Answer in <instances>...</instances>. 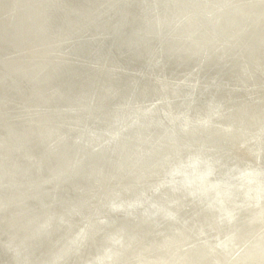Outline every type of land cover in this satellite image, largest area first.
<instances>
[{
    "label": "rangeland",
    "instance_id": "obj_1",
    "mask_svg": "<svg viewBox=\"0 0 264 264\" xmlns=\"http://www.w3.org/2000/svg\"><path fill=\"white\" fill-rule=\"evenodd\" d=\"M18 1V0H17ZM26 1V2H25ZM31 2L28 3L27 0H19L18 2H21L24 9L27 11L28 8H30V4L34 3V2H41L42 0H30ZM34 1V2H33ZM54 1V0H53ZM52 0H48L45 1L46 3L48 2H53ZM161 1V0H160ZM262 1V2H261ZM245 2H248V0H246ZM249 2H253V0H249ZM144 3V4H143ZM142 3V5H138V7L136 6V2L135 4L132 6L133 8V12L132 14L136 15L138 18L143 15L146 16L148 14V9L145 1ZM254 4L250 5L251 6V17L252 18H256L254 21L252 20V18L250 17V21L249 24H258L261 23L262 24V30L261 31V37L262 40H260L262 42L261 45L259 46H263L262 48H260L258 51H254L253 55L251 52V56L249 52H246V56L245 58H233L230 57L231 55V50H225V54H224V50L226 49L227 44H225V42L217 45L214 49H213V53L215 55L209 56L212 57V59L210 58H205L203 53L192 57L190 59H185V61H179V59H175L174 57L171 58V56L169 57L168 55H164L165 52L162 50V48H159V45L157 46L158 43L154 42L153 39H151L149 42V47H143L144 51V55H136L134 50L132 51V49L130 48H126V45L124 47H122V49L120 48V46L118 48H114L113 46H110L107 51L104 49H98L96 51L94 50H89L88 53H84V52H80L81 54L77 53L74 51V46L80 41L82 42L84 39L86 41H90V49H93V47H95L96 45H100V42H104V36L99 35L97 32H85V38L83 37L80 41L74 42V39L72 38L71 40H56L54 39V37L56 36L53 35L52 37H47V34H49L48 32L52 33L54 31H56L57 26L53 27V26H49L46 27V22L45 23V27L47 29L48 32H44V30H42V33L38 34L37 37H41L40 39L43 41L42 44L36 45L35 43L30 42V46L27 45L26 43L24 44V46H21L19 48H17V46L14 48L12 47L10 49V47L8 48H1L0 50L2 51V53H0V63H4V62H8L9 64L3 65V67H0V72H5L4 74L2 73L0 75V80H5V79H9L10 77L13 78H18V74L21 73L23 74L22 77V81L23 83H25L24 85H27L28 82H31L33 79L38 78L39 80H44L47 79L51 76V74L53 73L52 70H43V68L45 67L47 61H48V57L49 56H44L43 54L46 53L47 55H50L52 57V59L55 61H57V63L62 59V58H66L68 61L73 62L76 65L79 66H84L86 68L85 73L87 74V71L89 73L94 74L95 71H97L98 73L101 72V76L102 77H106L102 80H104V83H100V81H98L99 79H96V77L98 78V74L95 75V80H94V88L97 89L98 92V96L95 97V99L99 98L97 101L92 102L87 100V101H83L79 104V102L77 103V101L75 102L74 105H72L70 108H66L65 104H61L60 108L58 109L57 114H55L56 116L54 117V119L51 122H48L51 119V114L53 115V112L56 108L54 107L56 104L54 103V101H58V96H53L48 94V92H46V95L44 98H42L40 101L41 102H33L36 103L34 104V107L32 106L33 104L29 103L32 102L31 100H27L25 101V97L26 95L24 94V96L22 98L16 97L14 96V94H11L12 92H4V94H2L4 98L3 101H0V133L4 134L7 133L9 131V129L7 128V126H5V124H9V121H11V117L13 115V117L16 120V124L17 125H22L23 129L16 131L14 134H10L9 132L7 134H10V138L7 136V138H2L0 137V149L2 152H0V176L2 178H0V185L3 186L0 188V190L2 191H10L9 193L12 195H8V197L6 198L7 200L4 201H0V210L2 209V211L4 209L7 210V212H5L3 215H5L6 218H1L4 220L0 219V224L2 223V221H4L1 225H0V245L2 244V242H7V238L8 235L11 236L12 233H14L12 230L13 226L12 224L15 221H18L21 223V225L23 226H27L28 223H30V220L27 219L26 217L23 218V222H21L20 218L22 217V213L24 212V210H26L28 208V206L26 205V201L28 200V198H32L34 195L37 196V193L39 194L41 191H44L43 187L46 188V186L51 185L50 188H54L55 190H51V191H55V192H60L61 190L65 193L63 194V196H65V198H67L68 201H70L69 199H71L72 196V192H71V188L72 191H77L80 190L82 188V186H76L73 185L70 188L64 185L63 181H65L66 179H68V177L70 178V176L73 177V174L76 172V170L82 166V164L85 162V160L91 156H93L98 150H100L101 148L106 147L108 144H112L119 136H121V140L130 137L133 138L131 146L127 149V147L124 149L122 148V146L119 144L120 142H118L117 147L116 148V154L118 156V158H116L111 164V168L107 174H102L101 175V171H99L98 167H94L90 170V172L88 173V177L89 180L87 179L86 184H87V188L85 189L84 193L87 195L86 197H84L85 199L87 198L86 204L84 209L82 211H78V212H74L72 214V212H59V211H53V215L54 216L53 219L50 218L49 216H46L47 214L44 212L41 216H43V219H41L42 217L40 216L38 219L40 220L36 225H34L35 227H33V231L35 230V232H32L31 235L30 234H22L21 237H19L22 241L21 242H17L15 241V239L13 241L9 242L10 246H14V247H20L17 250L24 252L23 256H19V260L17 261V263H15L14 261H12L10 258V261L5 259L6 257H1L3 259H0V264H169V262H171L170 264H180V263H184V264H194V262L196 263H201V264H264V136H259L258 134L260 133V131L263 129L264 130V73L262 71H264V0H255V2H253ZM103 4V5H102ZM99 7H102L105 5V3H102ZM261 4V5H260ZM247 5V4H246ZM254 5V6H253ZM137 8H136V7ZM139 7H141L139 9ZM143 7V8H142ZM249 7V6H247ZM254 7V8H253ZM239 9V8H237ZM141 10V11H139ZM145 10V11H143ZM253 10H255L253 13ZM137 11V12H136ZM143 14H142V13ZM259 12V13H258ZM147 13V14H146ZM141 14V15H140ZM146 14V15H145ZM256 15H258L256 17ZM8 18H10L8 16ZM12 18V16H11ZM46 21H48L46 19ZM261 21V22H260ZM96 22H93V24H95ZM94 26H89L88 29H92ZM55 28V29H54ZM51 29V30H50ZM54 30V31H53ZM58 34V33H57ZM103 35V33H101ZM263 34V35H262ZM46 35V36H45ZM89 35V36H88ZM93 36V37H91ZM97 36V37H96ZM91 37V38H88ZM94 38V40H93ZM77 39H79L77 37ZM55 40V41H54ZM102 40V41H101ZM153 40V41H152ZM59 41V42H58ZM98 41V42H96ZM107 41V40H106ZM104 42V44H106L107 42ZM58 42V43H57ZM68 42V43H67ZM75 43V45H74ZM154 46H153V45ZM225 44V45H223ZM67 45V46H66ZM69 45V46H68ZM94 45V46H93ZM199 45V46H198ZM197 46L195 45L194 49L200 50L201 48H196V47H203L205 44H198ZM201 45V46H200ZM224 48H223V46ZM34 46V47H33ZM39 46V47H37ZM222 46V47H221ZM70 47V48H69ZM72 47V48H71ZM17 48V50H15ZM33 48V49H32ZM69 48V49H68ZM120 48V49H119ZM150 48V49H149ZM158 48V49H157ZM218 48V50H216ZM4 49V50H3ZM9 49V50H8ZM15 51H14V50ZM150 51H149V50ZM156 49V50H155ZM26 50V51H24ZM69 50V51H68ZM73 50V52H72ZM155 50V51H153ZM158 50L160 51V53L158 52ZM209 50V49H207ZM223 50V51H221ZM4 51V52H3ZM6 51V52H5ZM16 53V55L13 52ZM35 51V52H34ZM68 51V52H67ZM95 53H94V52ZM99 51V52H98ZM105 51V52H104ZM153 51V52H152ZM210 51V50H209ZM228 51V52H227ZM20 52V53H19ZM22 52V54H21ZM35 54H34V53ZM49 52V53H48ZM66 54H65V53ZM71 52V53H70ZM110 52V53H109ZM131 52V54H130ZM212 52V51H210ZM215 52V53H214ZM226 55V57L223 59V56H219L221 54L218 55V53H221ZM6 53V54H5ZM11 53H13V57L11 55H9ZM26 53V54H25ZM33 53V54H32ZM39 55H38V54ZM84 53V54H83ZM95 55H94V54ZM104 53V56H103ZM106 53V55H105ZM127 53V54H126ZM154 53V54H153ZM258 53V54H256ZM5 54V55H3ZM19 54V56H18ZM27 54L29 55L27 57ZM70 54V55H68ZM89 54V55H88ZM120 54V55H119ZM136 56H135V55ZM150 54V55H149ZM152 54V57H151ZM161 54V55H160ZM163 54V55H162ZM249 54V55H248ZM263 57H261L260 56ZM26 55V56H25ZM32 55V58H30V56ZM74 55V56H73ZM78 55V56H77ZM84 55V56H83ZM102 55V57H101ZM110 55V56H109ZM158 55V56H157ZM230 55V56H229ZM5 56V57H4ZM21 56L23 57V59H25L23 61V59L21 58ZM36 56V57H35ZM40 56V57H39ZM54 56V57H53ZM69 56H71L69 58ZM93 56V57H92ZM97 56V57H95ZM106 56V58H104ZM125 56V57H124ZM135 58H134V57ZM144 56V57H143ZM159 56H162L159 58ZM166 56V57H165ZM229 56V57H228ZM255 56V58H254ZM260 56V57H259ZM4 57V58H3ZM8 57V59H7ZM11 57V58H9ZM20 57V58H19ZM34 57V58H33ZM39 57V58H38ZM46 59H45V58ZM79 57V58H78ZM91 57V58H90ZM112 57V58H111ZM121 57V58H120ZM150 57V58H149ZM204 57V58H203ZM214 57V58H213ZM218 57V58H217ZM249 57V59H247ZM252 57V58H251ZM259 60H257V58ZM15 58V59H14ZM19 58V59H17ZM37 60H36V59ZM44 58V59H43ZM60 58V59H59ZM95 58L97 61H95ZM101 58V60H100ZM163 58V59H162ZM166 60H165V59ZM202 58V59H201ZM222 58V59H221ZM4 59V60H3ZM6 59V60H5ZM43 59V61H42ZM71 59V60H70ZM79 59V61L77 60ZM83 62H82V60ZM88 59V60H86ZM91 61H90V60ZM169 62L166 63V61ZM194 59V60H193ZM207 59V60H206ZM209 59V60H208ZM216 59V61H215ZM217 59H220V61ZM231 59V60H230ZM250 59H252L253 61H251ZM32 60L34 63H36V65H34L33 67H29V62ZM75 60V61H74ZM176 60V61H175ZM197 60V61H196ZM201 60V61H199ZM211 60V61H210ZM235 60V61H234ZM263 60V62L261 61ZM85 61V63H84ZM89 61L91 63H89ZM95 61V62H94ZM174 61V62H173ZM194 61V62H193ZM209 61V63H208ZM216 64H214L215 62ZM234 63H233V62ZM239 61V62H236ZM242 61V64H241ZM249 61V62H248ZM257 61V62H256ZM79 62V64H77ZM93 62V63H92ZM159 62V63H158ZM178 62V63H177ZM187 62V63H186ZM193 64H192V63ZM195 62H197L195 64ZM200 66H199V64ZM201 62V63H200ZM211 62V63H210ZM214 62V63H213ZM220 62V64L218 63ZM222 62V63H221ZM247 62V63H246ZM255 64H253V63ZM2 63V64H3ZM12 63V64H11ZM16 63V64H15ZM148 63V64H147ZM174 63V64H173ZM186 63V65H184ZM204 63V64H203ZM213 63V64H212ZM224 63V65H223ZM251 63V64H250ZM258 63V64H257ZM26 64V65H25ZM176 64H178L176 66ZM195 64V65H194ZM207 64V65H206ZM233 64V65H232ZM238 64V66H237ZM240 64L242 66H240ZM260 64V65H259ZM9 65V66H8ZM23 65V66H22ZM42 65V67H41ZM92 65V66H91ZM94 65V66H93ZM139 65V66H138ZM146 65V66H145ZM159 65V66H158ZM165 65V66H164ZM167 65V66H166ZM172 65V66H171ZM175 65V66H174ZM190 65V66H189ZM193 65V66H192ZM202 65V67H201ZM206 65V66H204ZM216 65V67H215ZM219 65V66H218ZM232 65V66H231ZM249 65V66H248ZM262 65V67H261ZM6 66V69L5 67ZM22 66V67H21ZM105 66V67H104ZM186 66V68L184 67ZM196 66V68L194 67ZM208 66V68H207ZM210 66V67H209ZM225 66V67H224ZM235 66V67H234ZM248 68H246V67ZM255 66V67H254ZM262 68L260 70V68ZM9 67V68H8ZM25 67V68H24ZM151 67V68H150ZM174 70H173V68ZM179 67V68H178ZM198 67V68H197ZM201 67V68H199ZM206 67V68H205ZM228 69L231 68V69ZM240 67V68H239ZM242 67V69H241ZM21 68V69H20ZM23 68V69H22ZM28 68H30L28 70ZM92 68V69H91ZM94 68V70H93ZM140 68V70H139ZM144 71V73L142 72V70ZM144 68V69H143ZM193 68V69H192ZM212 71H211V69ZM216 68V69H214ZM233 68V69H232ZM235 68V69H234ZM246 68V69H245ZM258 68V69H257ZM2 69V70H1ZM38 69L41 70L38 71ZM90 69V70H89ZM102 69V70H101ZM162 69V70H161ZM179 69V70H178ZM197 69V70H196ZM214 69V70H213ZM241 69V71H240ZM252 69V70H251ZM254 69V70H253ZM19 73H18V71ZM22 70V71H21ZM24 70V71H23ZM132 70V71H131ZM171 70V71H170ZM181 70V71H180ZM195 70V71H194ZM201 72H200V71ZM210 70V71H209ZM219 70V75H218V71ZM222 70V71H220ZM236 70V72L234 71ZM45 71V72H44ZM174 71V74H173ZM183 71V73L180 72ZM192 71V72H191ZM197 71V72H196ZM199 71V72H198ZM208 71V72H207ZM243 71V72H242ZM248 71V72H247ZM261 71V72H260ZM8 72V73H7ZM16 74H15V73ZM25 72V73H24ZM32 72V74H31ZM47 72V73H46ZM51 72V74H49ZM139 72V73H138ZM142 72V73H141ZM146 72V73H145ZM157 72V73H156ZM189 72V73H188ZM204 72V73H203ZM222 72V73H221ZM229 72V73H228ZM234 72V73H233ZM242 72V73H240ZM13 73V76H12ZM28 75H27V74ZM37 73V75L35 74ZM45 73V74H43ZM88 73V74H89ZM136 73V75H135ZM191 73V74H190ZM202 73V74H201ZM206 73V74H205ZM210 75H208V74ZM212 73V74H211ZM224 73V74H223ZM226 73V74H225ZM238 75H236V74ZM252 73V74H249ZM10 74V76H6ZM40 74V75H39ZM87 74V75H88ZM114 74V75H113ZM139 74V76H138ZM180 74V75H179ZM196 74V75H195ZM205 74V76H204ZM215 75V76H211V75ZM217 74V75H216ZM234 74V76H233ZM249 74V75H248ZM256 74L258 76H256ZM261 74V75H260ZM17 75V77H16ZM25 75V76H24ZM33 75V76H32ZM141 75V76H140ZM152 75V76H151ZM171 75V76H170ZM200 75V78H199ZM223 75V76H222ZM225 75V76H224ZM244 77H243V76ZM260 75V76H259ZM15 76V77H14ZM27 76H28V80H27ZM44 76V77H43ZM133 78H132V77ZM138 76V77H137ZM146 76V77H145ZM186 76V77H185ZM195 76V77H194ZM220 76V77H219ZM236 76V77H235ZM251 76V77H250ZM30 77V79H29ZM92 77V76H91ZM140 77V78H139ZM163 77V78H162ZM179 77V79H178ZM224 77V78H223ZM250 77V78H249ZM261 77V78H260ZM4 78V79H3ZM89 78V77H88ZM93 78V77H92ZM118 78V79H116ZM122 78V79H121ZM136 78H138L139 80H137ZM160 78V79H158ZM167 78V79H166ZM184 78V79H183ZM210 78V80H209ZM215 78V80H214ZM217 78V79H216ZM220 78V79H219ZM239 78V79H238ZM246 78V79H245ZM37 79V80H38ZM116 79V80H115ZM163 79V80H162ZM172 79V80H171ZM178 79V80H177ZM208 79V80H207ZM223 79V80H221ZM237 79V80H236ZM245 79V80H244ZM249 81H248V80ZM256 79V80H255ZM261 79V81H260ZM6 80V81H7ZM121 80V81H120ZM137 80V81H136ZM144 80V81H143ZM168 80V81H167ZM169 80L171 82H169ZM177 80V81H176ZM192 80V81H191ZM214 80V81H213ZM226 80V81H224ZM236 80V83H235ZM255 80V81H254ZM4 81V82H6ZM93 81V79H92ZM96 81V82H95ZM128 81V82H127ZM135 81V82H134ZM139 81V82H138ZM143 81V82H142ZM196 81V82H195ZM201 81V82H200ZM216 81V83H215ZM221 81V83H220ZM224 81V82H223ZM238 81V82H237ZM244 84H243V82ZM248 81V82H246ZM252 85H251V83ZM260 81V83H259ZM18 83V86L22 83ZM112 83V90L111 88H109L108 85H105V83ZM138 82V83H137ZM213 83L214 86H212L211 84ZM226 82V84H225ZM228 82V83H227ZM235 84H234V83ZM255 84H254V83ZM116 83V84H115ZM125 83V84H124ZM141 83V84H140ZM169 83V84H168ZM205 83V84H204ZM218 83V85H217ZM241 83V84H240ZM259 83V84H258ZM47 84V83H46ZM122 84V85H121ZM130 84V85H129ZM132 84V85H131ZM135 84V85H134ZM139 84V85H138ZM192 84V85H191ZM198 84V85H197ZM240 84V85H239ZM252 86H250V85ZM257 84V85H256ZM261 84V86H260ZM23 85V84H22ZM96 85V86H95ZM101 85V86H100ZM104 85V86H103ZM119 85V86H118ZM125 85V86H124ZM134 85V86H133ZM184 85V86H183ZM216 85V86H215ZM232 85V86H230ZM234 85V88H233ZM249 87H248V86ZM256 85V86H255ZM100 86V87H99ZM137 86V87H136ZM147 86V87H146ZM230 86V88L228 87ZM237 88H236V87ZM243 86V87H241ZM132 87V88H131ZM201 87V88H200ZM203 87V88H202ZM205 87V88H204ZM211 87V88H210ZM214 89H213V88ZM218 87V89L215 91V89ZM224 87V88H222ZM228 87V88H227ZM246 87L248 89H246ZM262 89H261V88ZM100 88V89H99ZM105 88V89H104ZM109 92H108V90ZM156 88V89H155ZM252 88V89H251ZM253 88H254V92H253ZM21 89V87H20ZM92 89V88H91ZM103 89V90H102ZM119 89V90H118ZM129 89V90H128ZM134 89V90H133ZM136 89V90H135ZM201 89V90H200ZM210 91L208 92L207 91ZM224 89V90H223ZM239 89V90H238ZM258 89L256 92L255 90ZM102 92L100 93L99 91ZM121 90V91H120ZM128 90V92H127ZM166 90V91H165ZM170 90V91H169ZM179 90V91H178ZM204 93H203V91ZM214 92H212V91ZM223 90V92L221 91ZM227 90H228V94H230L229 97L227 94ZM232 90V92L230 91ZM235 92H234V91ZM238 90V91H237ZM262 90V91H261ZM25 91V89H24ZM118 91V92H116ZM133 91V92H132ZM136 91V92H135ZM157 91V92H156ZM165 91V92H164ZM168 91V92H167ZM199 91V92H198ZM202 91V92H201ZM30 92V91H29ZM104 92V93H103ZM123 92V93H121ZM135 92V93H134ZM192 92V93H191ZM195 92V94H194ZM212 92V93H211ZM216 92V93H215ZM223 94H221V93ZM226 92V93H225ZM231 92V93H230ZM260 92V94H259ZM9 93V95H8ZM115 93V94H114ZM121 93V94H120ZM133 93V94H132ZM169 93V94H168ZM192 95H191V94ZM198 93H200L198 95ZM235 93V94H234ZM242 93V94H241ZM22 94V93H21ZM127 94V96L125 95ZM154 94V95H153ZM158 94V95H157ZM208 94V95H207ZM216 94V95H215ZM218 94L219 96L222 98H218ZM234 94V95H233ZM12 95V96H11ZM104 95V97H103ZM108 95V96H107ZM125 95V96H124ZM132 95V97H131ZM146 97H145V96ZM167 95V96H166ZM170 95L172 97H170ZM181 95V96H180ZM189 95V96H188ZM207 96L206 98L204 97ZM244 95V96H243ZM250 95V96H249ZM255 95V96H254ZM262 95V96H261ZM9 96V97H7ZM11 96V97H10ZM101 96V97H100ZM107 96V97H106ZM117 96V97H116ZM136 96V98H135ZM192 96V98H191ZM195 96V97H194ZM201 96H203L201 99ZM213 96V99L211 98ZM215 96V97H214ZM224 96V97H223ZM234 96V97H233ZM236 96V97H235ZM54 97V99H53ZM106 97V98H105ZM120 97V98H118ZM170 97V98H169ZM187 97H189V99H186ZM256 97V98H255ZM258 97V98H257ZM11 98V99H10ZM14 98V99H13ZM18 98V99H17ZM49 98V99H48ZM51 98V99H50ZM185 98V99H184ZM201 99V103L200 99ZM226 98V99H225ZM230 98V99H229ZM238 98V99H237ZM255 98V99H254ZM10 99V100H9ZM17 99V102L16 100ZM24 99V100H23ZM48 99V100H47ZM107 99V100H104ZM112 99V101H111ZM131 99V100H130ZM150 99V100H149ZM172 99V100H171ZM177 99V101H176ZM179 99V100H178ZM194 99V102H193ZM199 99V100H198ZM206 99V100H205ZM219 99V100H218ZM225 99V101H224ZM262 102H261V100ZM20 100V102H19ZM46 100V102H45ZM100 100V101H99ZM115 100V101H114ZM130 100V101H129ZM146 100V101H145ZM148 100V101H147ZM155 100V101H154ZM186 100V102L184 101ZM198 100V101H197ZM203 100V101H202ZM215 100V101H214ZM219 102H218V101ZM223 100V101H222ZM232 100V101H230ZM7 101V102H6ZM104 101H110L109 103L106 104V108L101 110V106H103L102 102ZM153 101V102H152ZM175 101V105H173L172 103H174ZM184 103H183V102ZM214 101V102H213ZM232 102L233 104L229 103ZM6 102V104H5ZM88 102V103H87ZM100 102V103H98ZM196 102V103H195ZM205 102V103H204ZM208 102V103H207ZM225 102V103H223ZM247 102V103H246ZM15 104V105H12ZM27 103V104H26ZM38 103V104H37ZM95 103V105H94ZM199 103V105H198ZM221 103V104H220ZM237 103V104H236ZM10 104V105H9ZM18 104V105H17ZM25 104V105H24ZM30 104V105H29ZM40 104V105H39ZM52 104V105H51ZM85 104V105H84ZM116 104V105H115ZM167 104V105H166ZM176 104H180V105H176ZM208 104V105H207ZM228 104V105H227ZM6 105V106H5ZM9 105V106H8ZM12 105V106H11ZM28 105V106H27ZM37 105V106H36ZM89 105H91L89 107ZM129 105V106H128ZM151 105V106H150ZM165 105V106H164ZM194 105V106H193ZM207 105V106H206ZM220 105V106H219ZM232 105V108L230 107ZM236 105V106H235ZM75 106V107H74ZM79 106V107H78ZM100 106V107H99ZM120 106V107H119ZM169 106V107H168ZM176 106V107H175ZM178 106V107H177ZM180 106V107H179ZM202 106V107H201ZM226 106V108H225ZM228 106V107H227ZM14 107V108H13ZM52 107V108H50ZM114 107V108H112ZM160 107V108H159ZM168 109H167V108ZM175 107V111L174 108ZM193 107V108H192ZM198 107V108H197ZM209 109H208V108ZM223 109H222V108ZM21 108V109H19ZM54 108V109H53ZM65 108V112L67 110V112H62ZM73 108V109H72ZM82 108V109H81ZM85 108V109H84ZM100 109L101 111H103V113L98 110ZM117 108V111H116ZM129 108V109H128ZM170 108V109H169ZM228 108V110H227ZM238 108V109H237ZM256 108V109H255ZM7 109V110H6ZM38 109V110H37ZM69 109V111H68ZM71 109V110H70ZM81 111H80V110ZM120 109V110H119ZM136 109V110H135ZM186 109H189V111ZM195 109V110H194ZM202 109V110H200ZM232 109V110H231ZM235 109V110H234ZM250 109V110H249ZM51 110V112H50ZM59 110H61L59 112ZM74 110V113H73ZM91 110V111H90ZM98 110V111H97ZM108 110V111H107ZM112 110H114V112H112ZM138 110V111H137ZM172 112H169V111ZM178 110V111H177ZM185 110V111H184ZM197 110V111H196ZM234 110V111H233ZM252 110V111H251ZM39 111V112H38ZM42 111V112H40ZM105 111V113H104ZM107 111V112H106ZM140 111V112H139ZM158 111V112H157ZM160 111V113H159ZM164 111V112H163ZM166 111V112H165ZM207 111V112H206ZM210 111V112H209ZM232 111V112H231ZM238 111V112H237ZM255 111V113H253ZM259 111V112H256ZM7 112V113H6ZM10 112V114H9ZM15 112V114H14ZM45 112V113H44ZM62 112V114H60ZM71 112V113H69ZM80 112V114H79ZM83 115H82V113ZM85 112V113H84ZM97 112V113H96ZM101 112V113H99ZM109 112V113H108ZM119 112V113H118ZM126 112L132 113L131 118L130 119H124V121H120L119 118H122V114H125ZM138 112V113H137ZM146 112V113H145ZM149 112V113H148ZM173 112H179V113H173ZM189 112V113H187ZM236 112V113H235ZM242 112V113H241ZM262 112V113H261ZM13 113V114H12ZM29 113V114H28ZM42 113V114H41ZM50 113V114H49ZM68 113V114H67ZM77 113V115L75 114ZM89 113V114H88ZM96 113V114H95ZM113 113V114H112ZM115 113V114H114ZM119 114V117L117 116ZM148 113V114H147ZM154 113V114H153ZM181 113V114H180ZM194 113V114H193ZM230 113V114H229ZM233 113V114H232ZM240 113V114H239ZM252 115H250V114ZM74 116L72 117L71 115ZM79 114V115H78ZM100 116H99V115ZM106 114V115H104ZM108 114V115H107ZM139 114V115H138ZM141 114V116H140ZM170 114V115H169ZM173 114V115H172ZM174 114H176L177 116H175ZM225 114H227L225 116ZM235 114V115H234ZM240 116H239V115ZM259 116H258V115ZM9 115V116H8ZM33 115H37V117H39V119L37 118L36 122H30L28 124V122L33 119L32 117H35ZM44 115V116H43ZM47 115V116H46ZM62 115V116H60ZM66 115V116H65ZM85 115V116H84ZM89 115V116H88ZM98 115V116H96ZM104 115V116H102ZM112 117H111V116ZM146 115V116H145ZM148 115V116H147ZM164 117H163V116ZM167 115V116H166ZM174 117V120L172 118H170V116ZM230 115V116H229ZM3 116V117H2ZM50 116V118H49ZM68 118H65L67 117ZM77 116V117H76ZM85 118H83V117ZM109 116V118H108ZM116 116V117H114ZM209 116V117H208ZM242 116V117H241ZM27 117V118H26ZM58 117V118H57ZM80 117V118H79ZM87 117V118H86ZM93 117V118H92ZM103 117V118H102ZM141 117H146L145 123L147 125L146 122H148L149 126H156L159 124V121L162 125H166L168 124V122H173V121H178L181 123L180 124V129L178 131H184L185 129L188 128H193V129H198V130H204L208 131V134H210V136H221L220 134H223L222 136H224L225 132H227V130L229 131V129H232L237 135L238 137H236L234 140L236 141H231L228 145H227V152L225 153V151H221L224 152L225 154L223 155L222 161L220 160V163L215 162L216 164L212 163L213 162V158H212V153L213 149L210 148V146L203 144L202 146L199 145V150H197V147L194 148H188L187 150L184 147V145H180V146H176L175 149H173V145L167 144L166 147L167 149L170 148L171 150H167L166 148L163 150V152L159 151L157 153L158 157L160 158H155L157 157L155 156H151L150 158H152L150 162H144V158H142V152H145V149L147 152H151V149H147L144 148L143 146H140L139 143H141L139 140L140 137H142V135L139 134H134V135H124L122 134V132L128 128L132 127L134 130L132 131L133 133L135 132V130L137 128H140L141 126L139 124L136 125V122H138V120H140ZM166 117V118H165ZM238 117V118H237ZM255 117V118H254ZM261 117V118H260ZM5 118V119H4ZM10 118V119H9ZM21 118V119H19ZM42 118V119H40ZM46 118V120H45ZM48 118V119H47ZM62 118V119H61ZM88 118L89 119V123L88 122ZM96 118V119H95ZM100 118V119H99ZM108 118V120H107ZM153 120H151V119ZM176 118V119H175ZM179 118V119H178ZM197 118V119H196ZM234 118V119H233ZM237 118V119H236ZM57 119V120H55ZM63 119L65 121H63ZM69 119V120H68ZM87 119V120H86ZM95 119V120H93ZM103 119V120H101ZM110 119V120H109ZM114 119V120H113ZM162 119V120H161ZM169 119V121H168ZM189 119V122H188ZM224 119V120H223ZM228 121H227V120ZM243 119V121H242ZM250 119V120H248ZM5 120V121H4ZM20 123H19V121ZM84 120V121H82ZM99 120H101L99 122ZM107 120V121H106ZM118 120V121H117ZM192 120V121H191ZM237 120V121H234ZM252 120V121H251ZM261 120V121H260ZM8 121V122H7ZM39 121V123H38ZM79 123H78V122ZM82 121V122H81ZM93 121V122H92ZM97 121V122H95ZM104 121V123H103ZM110 121V123L108 122ZM151 121V123H149ZM200 121V122H199ZM227 121V122H226ZM245 121V122H244ZM251 121V122H250ZM3 122H5V124H3ZM18 122V123H17ZM23 122V123H22ZM42 122V123H41ZM75 122V123H74ZM84 122V123H83ZM90 124L88 126V123ZM108 122V123H107ZM112 122V124H111ZM135 122V123H134ZM156 122V123H154ZM222 122V123H221ZM224 122V123H223ZM234 122V123H233ZM236 122V123H235ZM239 122H241V124H238ZM248 122V123H247ZM48 123V124H47ZM52 123V124H51ZM72 123V124H71ZM74 123V124H73ZM103 123V125H102ZM124 123V124H123ZM127 123V124H126ZM154 123V124H153ZM165 123V124H164ZM192 123V124H191ZM196 123V124H195ZM198 123V124H197ZM206 123V124H205ZM210 123V124H209ZM231 123L233 125H231ZM14 124V123H13ZM25 124V125H24ZM36 124V125H34ZM51 124V126H50ZM70 124V126H69ZM80 124V125H77ZM94 124V125H93ZM96 124V125H95ZM101 124V125H100ZM106 124V126H105ZM127 126H126V125ZM130 124V125H129ZM188 124V125H187ZM201 124V125H200ZM230 124V126H229ZM244 124V127H243ZM4 125V126H3ZM11 125V124H9ZM67 125V126H65ZM109 125V126H108ZM121 125V127H120ZM184 125V126H183ZM190 125V126H189ZM194 125V126H193ZM197 125V126H196ZM203 125V126H202ZM205 125V127H204ZM249 125V126H248ZM43 126V128H42ZM88 126V127H87ZM91 126V127H90ZM125 126V128H124ZM202 126V127H201ZM208 126V127H207ZM236 126V128L234 127ZM30 127V128H29ZM70 127V128H69ZM214 127V131L212 134V130ZM240 127V128H239ZM34 128V130L32 129ZM48 128V129H47ZM61 128L63 130H61ZM69 128V129H68ZM96 128V130L94 129ZM98 128V129H97ZM107 128V129H106ZM124 128V129H123ZM202 128V129H201ZM219 128V129H218ZM221 128V129H220ZM227 128V129H225ZM244 128V129H243ZM8 129V130H7ZM40 129V130H38ZM51 129V130H50ZM71 129V130H70ZM73 129V130H72ZM94 129V130H93ZM211 129V130H210ZM237 129V130H236ZM29 130V131H27ZM37 130V131H36ZM54 130V131H53ZM59 130V131H58ZM65 130V132H64ZM106 130V131H105ZM123 130V131H122ZM82 131V133H81ZM96 131V132H95ZM99 131V132H98ZM121 131V132H120ZM218 131V132H217ZM221 133H220V132ZM259 131V132H258ZM39 132V133H38ZM42 132V133H41ZM57 132V133H56ZM69 132V133H68ZM73 132V133H72ZM85 132V134H84ZM98 132V133H97ZM21 135H20V134ZM38 133V134H37ZM45 133V135H44ZM54 135H52V134ZM61 133V134H60ZM80 133V135H79ZM88 133V135L86 136V134ZM120 133V135H119ZM130 133V134H133ZM264 133V132H263ZM18 134V135H17ZM30 134V136H29ZM32 134V135H31ZM64 134V136H63ZM99 134H102V136H100ZM109 137L106 138V136ZM118 134V135H117ZM218 134V135H217ZM13 135V136H12ZM16 137H15V136ZM24 135V136H22ZM28 138H27V136ZM37 135V136H35ZM43 137H42V136ZM51 135V136H50ZM82 135V137H81ZM91 135V138H90ZM93 135V136H92ZM106 135V136H105ZM18 136V137H17ZM33 136V137H32ZM39 136V137H38ZM75 136V139H74ZM77 136V137H76ZM255 136V137H254ZM259 136V139H257ZM42 137V138H40ZM61 137V138H59ZM63 137V138H62ZM69 137V138H68ZM80 137V138H78ZM96 137V138H95ZM135 137V138H134ZM254 137V138H253ZM15 138V139H13ZM18 138V139H16ZM22 138V139H20ZM37 138V139H36ZM57 138V139H56ZM71 138V140H70ZM84 138H86L84 140ZM90 138V139H87ZM112 140H110V139ZM130 138L128 140H130ZM138 140H137V139ZM3 139V140H2ZM25 139L27 141H25ZM32 141H31V140ZM36 141H35V140ZM39 139V140H38ZM43 139V140H42ZM65 139H67L66 141L68 142V144H66ZM104 139V140H103ZM106 139V141H105ZM239 139V140H238ZM253 139V140H252ZM8 140V141H7ZM17 140V143L15 142ZM29 140V141H28ZM38 140V141H37ZM41 140V141H40ZM73 140V141H72ZM81 140L84 141V143L82 144V142H80ZM92 140V141H91ZM95 140V141H94ZM109 142H108V141ZM34 141V142H33ZM45 141V145L44 142ZM64 143H63V142ZM79 141V142H78ZM91 141V143H90ZM102 141V142H101ZM112 141V142H110ZM139 141V142H138ZM13 142V143H12ZM15 142V143H14ZM22 142L24 143L22 146ZM27 142H29V144L32 146H30ZM32 142V143H31ZM42 142V144H41ZM56 142V143H55ZM58 142V143H57ZM78 142V143H77ZM108 142V143H107ZM256 142V143H255ZM10 143V144H9ZM35 143L36 146L38 143V148L40 152V155L36 156V155H32L29 154L28 149L31 148H37V147H33V144ZM48 143V145L46 144ZM52 143V144H51ZM74 143V144H72ZM76 143V144H75ZM81 143V144H80ZM94 143V144H93ZM106 143V145L104 146V144ZM233 143V144H232ZM254 143V144H253ZM51 144V145H50ZM71 144V145H69ZM80 144V145H79ZM90 144V145H89ZM98 144V145H97ZM103 144V145H102ZM137 146H136V145ZM139 144V145H138ZM235 144V145H234ZM249 146H248V145ZM19 145V146H18ZM44 145V146H43ZM58 145V146H57ZM61 145V146H60ZM77 145V146H76ZM95 145V146H94ZM206 145V146H205ZM233 145V147H232ZM252 145V146H251ZM263 145V146H261ZM21 146V148H20ZM66 146V147H64ZM69 146V147H68ZM83 146V147H82ZM86 146V147H85ZM98 146V148H97ZM104 146V147H103ZM136 146V147H135ZM171 146V147H170ZM238 146V147H237ZM10 148V150H8V148ZM20 149H19V148ZM43 147V148H42ZM45 147V148H44ZM51 147V148H50ZM90 147V149H89ZM100 147V148H99ZM121 147V148H120ZM139 147V148H138ZM143 147V148H142ZM208 147V149H207ZM262 147V148H260ZM7 148V149H6ZM15 150H14V149ZM17 148V149H16ZM26 148V149H25ZM37 148V149H38ZM50 148V149H48ZM74 148V149H73ZM85 148V149H83ZM131 148V149H130ZM245 148V149H244ZM3 149V150H2ZM22 149V150H21ZM24 149V150H23ZM46 149V151H45ZM58 149V150H57ZM65 151H64V150ZM81 149V150H80ZM88 149V152H87ZM118 149V150H117ZM141 149V151H140ZM183 149V150H182ZM195 149V150H194ZM204 149V150H203ZM231 149V150H230ZM233 149V150H232ZM247 149V150H246ZM253 151H252V150ZM43 150V151H42ZM52 150V151H51ZM74 150V151H73ZM128 150V151H127ZM136 150H139L138 152H135ZM177 150V156L175 158V152ZM192 150V151H190ZM210 150V152H209ZM236 150V151H235ZM240 150V151H239ZM262 150V151H261ZM20 151V152H18ZM23 151V152H22ZM27 153H26V152ZM45 151V152H44ZM67 151V152H66ZM70 151V152H68ZM92 151V152H91ZM118 151V152H117ZM120 151V152H119ZM123 151V153H122ZM133 151V152H132ZM172 151V152H171ZM185 151V152H183ZM187 151V152H186ZM188 151L189 152V156L191 159L188 158ZM197 151V152H196ZM202 151L203 153L200 154V152ZM238 151V153H237ZM43 152V154H41ZM48 152V153H47ZM51 152V154H50ZM65 152V153H64ZM75 155H73L72 154ZM78 152V153H77ZM85 153V154H81V153ZM90 152V153H89ZM166 152V153H165ZM179 152V153H178ZM194 152V153H193ZM195 152L197 153V155L195 154ZM231 155H230V153ZM248 154H247V153ZM2 153V154H1ZM12 153V154H11ZM14 153V154H13ZM18 153V154H17ZM22 153V154H21ZM53 153V154H52ZM55 153V154H54ZM61 153V155H60ZM71 153V154H70ZM94 153V154H93ZM137 153V154H136ZM163 156H162V154ZM171 153V154H170ZM185 153V154H184ZM6 154V155H5ZM8 154V155H7ZM17 156H16V155ZM21 154V155H20ZM60 155V156H57ZM63 154V155H62ZM68 154V155H67ZM78 154V155H77ZM80 154V155H79ZM88 154V155H87ZM93 154V155H92ZM119 154V155H118ZM166 154V155H165ZM170 154V155H169ZM173 154V155H172ZM180 154V156H179ZM187 154V156H186ZM200 154V155H199ZM202 154H208V156L202 157ZM235 154V155H234ZM240 154V155H239ZM252 156H251V155ZM260 154V155H259ZM14 155H15V159H14ZM25 157H23V156ZM30 155V156H29ZM54 156L57 158V160H55L54 162H56L57 167L55 169H52V171L49 172V174L44 177L46 179V183H45V179L44 178H39L36 176H34V178H29L26 177L24 178V174L26 173V171L28 172V169H32L34 172L38 173L37 171L40 170V166L42 165V161L41 159L44 156ZM66 155V156H65ZM73 155V156H72ZM85 155V156H84ZM91 155V156H90ZM126 155V156H125ZM128 155V157H127ZM132 155V157L130 156ZM136 155H140L137 156L138 158H136ZM185 157H183V156ZM246 155V156H245ZM10 156V157H9ZM19 156V157H18ZM21 156V157H20ZM32 156V157H31ZM41 156V157H40ZM62 156V158H61ZM70 158H68V157ZM79 156V157H78ZM84 156V157H83ZM121 156V158H120ZM123 156H125V158H123ZM134 156V157H133ZM173 156V157H172ZM201 157V158H198ZM233 156V157H232ZM245 156V157H244ZM29 157V158H27ZM36 159L34 160L33 159ZM81 157V158H80ZM83 157V158H82ZM130 157V158H129ZM168 157V158H167ZM182 157V158H181ZM228 157L230 159H228ZM236 157V158H235ZM19 158V160H18ZM23 158V159H22ZM25 158V159H24ZM62 160H60V159ZM72 158V159H71ZM102 158V157H101ZM136 158V159H134ZM174 158V159H172ZM180 158V159H179ZM195 158V159H194ZM200 159H204L207 160L208 162H211L212 164L210 165V163L206 164L204 170H202V174H192L191 178L193 179L194 177H205L204 180L200 183V186L202 188L201 193H199L197 195V193H193L190 189V184L184 182V183H179V179H178V174H173L172 175V171L177 172L178 170L181 171L180 174H184L183 177L185 178L186 181L188 175H185L187 173L186 169L184 166L190 165L189 163H191V165L195 168V165L197 164L198 160ZM243 158V159H242ZM4 159V161H3ZM23 161H20V160ZM27 159V160H26ZM29 159V160H28ZM33 159V161H32ZM67 159V160H65ZM77 159V160H76ZM85 159V160H84ZM122 159V160H121ZM129 159V160H128ZM131 159V160H130ZM165 159V160H164ZM176 159V160H175ZM183 159V160H182ZM189 159V160H188ZM209 159V160H208ZM233 159V160H232ZM7 160V161H5ZM15 162H14V161ZM20 163L17 164L18 161ZM29 162H26V161ZM83 160V161H82ZM126 160V161H125ZM140 160V161H139ZM164 160V161H162ZM175 160V161H173ZM180 160V161H178ZM182 160V161H181ZM229 160V161H228ZM258 160V161H257ZM17 161V162H16ZM62 161V163L60 162ZM72 161V162H71ZM178 161V162H177ZM187 161V162H186ZM236 161V162H235ZM243 161V162H242ZM7 162V163H6ZM12 162V163H11ZM14 162V163H13ZM22 162V163H21ZM31 162V163H30ZM33 162V163H32ZM64 162V163H63ZM69 162V163H68ZM75 162V164H73ZM78 162V163H77ZM82 162V163H80ZM144 164H142V163ZM161 162H163L161 164ZM166 162V164H165ZM172 162L175 163L174 164L170 163L168 164L169 166L167 167V163ZM181 162V163H180ZM186 162V163H185ZM195 162V163H193ZM123 163V164H122ZM129 163V164H128ZM138 163V164H136ZM184 163V164H183ZM224 165H223V164ZM3 164V166H2ZM25 164V166L27 168H25V166H20V165ZM32 164V165H31ZM60 164V165H59ZM115 166H114V165ZM119 164H122L119 165ZM133 164V166L131 165ZM134 164L136 166V168H134ZM148 164V165H147ZM153 164V165H150ZM155 164V165H154ZM165 164V165H164ZM178 164H182V167H179L181 165ZM194 164V165H193ZM229 164V165H228ZM28 165V166H27ZM31 165V166H30ZM35 165V166H34ZM67 165V166H66ZM74 167H73V166ZM117 165V166H116ZM172 165V166H171ZM210 165V166H209ZM10 166V167H9ZM30 166V167H29ZM34 166V168L32 167ZM71 166V167H70ZM113 166V167H112ZM120 168H119V167ZM127 166V167H126ZM152 166V167H151ZM154 166V167H153ZM165 166L166 169L162 170L160 173H158V171H156L158 168ZM174 166V167H173ZM208 166V167H207ZM219 166V167H218ZM15 167V168H14ZM17 167V169H16ZM20 167H21V172L20 171ZM24 170H23V168ZM36 167V168H35ZM64 167V170H63ZM77 167V168H76ZM115 167V168H114ZM126 167V168H125ZM133 167V168H132ZM157 169H156V168ZM192 167V169H194ZM211 167V168H210ZM10 168V169H9ZM13 170H12V169ZM19 168V170H18ZM72 171H71V169ZM74 168V169H73ZM117 168V169H116ZM141 168V169H140ZM155 170H154V169ZM178 168V169H177ZM210 168V170H209ZM229 168V169H228ZM37 169V170H36ZM39 169V170H38ZM67 169V170H66ZM96 169L98 171H96ZM115 169V170H113ZM121 169V170H120ZM123 169V170H122ZM137 169V170H136ZM140 169V170H139ZM149 169V170H148ZM170 169V170H169ZM174 169V170H173ZM184 171H183V170ZM196 169V168H195ZM206 169V170H205ZM231 169V170H230ZM256 169V170H255ZM2 170V171H1ZM9 170V171H7ZM15 170V171H14ZM18 170V171H17ZM58 170V171H57ZM70 170V171H69ZM116 172H113V171ZM126 170V171H125ZM135 170V171H134ZM153 170V172H152ZM165 170H167L165 172ZM224 170V171H223ZM13 171V172H11ZM74 171V172H73ZM96 171V172H95ZM125 171V172H124ZM130 171V172H129ZM141 173H140V172ZM147 171V172H146ZM150 171V172H149ZM186 171V173H184ZM209 171V172H208ZM3 172V174H2ZM6 172V173H5ZM66 172V173H65ZM94 172V173H91ZM135 172V173H134ZM139 172V173H137ZM172 172V173H171ZM183 172V173H182ZM207 172V174L205 173ZM212 172V173H211ZM225 172V173H223ZM228 172V173H227ZM255 173L252 175H247L248 173ZM259 172V173H258ZM17 173V174H16ZM21 173V174H20ZM24 173V174H23ZM53 175H52V174ZM67 175H65V174ZM97 173V174H96ZM124 175H121L123 174ZM127 173V174H126ZM153 173V174H152ZM210 173V174H209ZM2 174V175H1ZM7 174V176H6ZM22 178H20L19 175H22ZM93 174V175H92ZM95 174V175H94ZM111 174V175H110ZM119 174V175H118ZM130 174V175H129ZM155 174V175H154ZM16 175V176H13ZM28 175V173L26 174ZM51 175V176H50ZM94 176V177H91ZM97 175V176H96ZM112 175H114L115 177H113ZM154 175V176H153ZM204 175V176H203ZM6 176V178H5ZM43 176V175H42ZM52 178H50V177ZM55 176V178H54ZM58 176V177H57ZM68 176V177H67ZM99 176V177H98ZM104 176V177H103ZM107 176V177H105ZM112 176V177H111ZM127 176V177H126ZM158 176V177H157ZM167 176V177H166ZM219 176V177H218ZM8 177V178H7ZM57 177V178H56ZM117 177V178H116ZM139 177V178H138ZM171 177L175 180L171 181L169 180V178L171 179ZM177 177V178H176ZM183 177H181L182 179H184ZM245 177V178H244ZM36 178V179H35ZM49 178V179H48ZM99 178V179H98ZM105 178V179H104ZM125 178V181H124ZM141 178V179H140ZM167 178V179H166ZM180 178V176H179ZM217 178V179H216ZM3 179V180H2ZM8 181H7V180ZM17 179V180H16ZM25 180L23 181V180ZM29 179V180H27ZM43 179V180H41ZM64 179V180H63ZM92 179V180H91ZM101 179V180H100ZM112 179V180H111ZM116 181H115V180ZM118 179V180H117ZM123 179V181H122ZM129 181H127V180ZM133 179V180H132ZM5 180H6V184H5ZM11 180V181H10ZM22 183H20L19 181ZM22 180V181H21ZM35 180V181H34ZM56 182H55V181ZM61 180V182H60ZM103 180V182L101 183V181ZM114 180V181H113ZM137 180V181H136ZM143 180V181H142ZM150 180V181H149ZM155 180V181H153ZM212 180V181H211ZM16 181V182H15ZM34 181V182H33ZM40 181V182H39ZM59 181V182H58ZM93 181V182H91ZM110 181V182H109ZM131 181V182H130ZM159 181V182H157ZM171 181V182H170ZM4 182V183H3ZM10 182V184L8 183ZM30 182V183H29ZM44 182V183H43ZM48 182V184H47ZM58 182V183H57ZM106 182V183H105ZM108 182V183H107ZM112 182V183H111ZM116 182V183H115ZM121 182V183H119ZM129 182V184H128ZM136 182V183H135ZM141 182V183H140ZM151 182V183H150ZM154 182V183H153ZM170 182V183H168ZM247 182H250V184L247 186ZM16 185H15V184ZM19 183V184H17ZM29 183V184H28ZM41 183V184H40ZM50 183V185H49ZM118 183V184H117ZM125 183V184H124ZM134 184V186L132 184ZM150 183V184H149ZM175 183V185H174ZM3 184V185H2ZM14 184V185H12ZM37 184V185H36ZM43 184V185H42ZM53 184V185H52ZM57 184V185H56ZM94 184V185H93ZM102 186V187H100ZM103 184V185H101ZM109 184V185H108ZM149 184V185H148ZM180 184V185H179ZM7 187H6V186ZM10 185V186H9ZM18 185V186H17ZM25 188H24V186ZM33 185V186H32ZM55 185V186H54ZM59 185V186H58ZM62 185V186H61ZM64 185V186H63ZM94 187H92V186ZM96 185V187H95ZM98 185V186H97ZM117 185V186H116ZM119 185V186H118ZM130 185V186H129ZM148 185V186H147ZM5 186V187H4ZM21 186V187H19ZM38 187V189L36 187ZM42 188H41V187ZM105 186V187H104ZM122 186V187H121ZM140 186V187H139ZM175 186V187H174ZM182 186V187H181ZM31 187V188H30ZM34 187V188H33ZM76 189H75V188ZM118 187V188H117ZM138 187V188H137ZM144 187V188H143ZM149 187V188H148ZM153 187V189L151 188ZM155 187V188H154ZM163 187V188H162ZM23 188V189H21ZM28 188V189H27ZM59 190H58V189ZM63 188V189H62ZM80 188V189H79ZM147 188V189H146ZM168 188V189H167ZM259 188V189H258ZM26 189V190H24ZM31 189V190H30ZM40 189V190H39ZM43 189V190H42ZM88 189V190H87ZM91 189V190H90ZM112 189V192H111ZM124 189V190H123ZM127 189V190H126ZM150 189V190H149ZM168 191V193L163 194L164 192H166V190ZM256 189V190H255ZM16 190V191H15ZM19 190V191H17ZM21 190V191H20ZM30 191V193L28 191ZM36 190V191H35ZM90 190V191H89ZM118 190V193H117ZM120 190V191H119ZM170 190V191H169ZM14 191V193H13ZM26 191V192H25ZM32 191V192H31ZM38 191V192H37ZM103 191V192H102ZM109 191V192H108ZM146 191V192H145ZM149 191V192H148ZM164 191V192H163ZM185 191V192H184ZM12 192V193H11ZM23 192V194H22ZM91 192V193H89ZM129 192V193H128ZM140 194H138V193ZM142 192V193H141ZM153 192V193H152ZM163 192V193H162ZM178 192V193H177ZM16 193V194H15ZM32 193V194H31ZM68 193V194H67ZM81 193V192H80ZM109 193V194H108ZM112 196H111V194ZM183 193V194H182ZM228 193V194H227ZM251 193H253V195L250 197ZM26 194V195H24ZM30 194V195H29ZM107 194V195H106ZM137 194V196H136ZM142 194V196H141ZM98 195V196H97ZM32 196V197H31ZM111 196V197H110ZM118 196V197H117ZM141 198H140V197ZM183 196V197H182ZM238 196V197H237ZM10 197V199H9ZM12 197V198H11ZM16 197V198H15ZM151 197V198H150ZM18 198V199H17ZM26 198V199H25ZM114 200H113V199ZM132 198V199H131ZM137 198V199H136ZM140 198V199H139ZM177 199V202L175 201ZM9 199V200H8ZM17 199V200H16ZM24 199V200H23ZM131 199V200H130ZM143 199V201H142ZM156 199L157 200V204H156ZM12 200V201H11ZM136 200V201H135ZM140 200V201H139ZM7 201V202H6ZM19 201V202H18ZM116 201V202H115ZM134 201V202H133ZM152 201V204H151ZM173 201V202H172ZM179 201V202H178ZM106 202V203H105ZM130 204H129V203ZM137 202V203H135ZM160 202V203H158ZM15 205H14V204ZM17 203V205H16ZM25 203V204H24ZM28 203V202H27ZM112 203V204H111ZM116 203V205H115ZM122 203V204H121ZM128 203V204H127ZM133 203V204H132ZM143 203V204H142ZM154 203V204H153ZM163 203V204H162ZM179 203V204H178ZM214 203V204H213ZM9 204V207H13V209L10 211L9 209L5 208L7 205ZM19 204V205H18ZM20 204H22L20 206ZM93 204V205H92ZM121 204V205H120ZM153 205L154 207H152L151 210L155 211V210H159L157 213H153L151 215V218L149 217V215L151 214L147 209L145 211V207L147 205ZM162 204V205H160ZM172 204V205H171ZM95 205V206H94ZM136 205V206H134ZM158 205V206H157ZM24 206V207H23ZM39 208L41 207V205H38ZM73 207H71L72 209L76 208L74 206L77 205H72ZM88 206V207H87ZM90 206V207H89ZM118 207V208H113V207ZM128 206H133V208H128ZM163 208H162V207ZM17 207V209H16ZM27 207V208H26ZM87 207V208H86ZM93 207V208H92ZM95 207V208H94ZM142 207V208H141ZM155 207H157L158 209H156ZM161 207V208H160ZM89 208V209H88ZM11 209V208H10ZM21 209V210H20ZM108 209V210H107ZM124 209V210H123ZM162 209V210H160ZM165 209V210H163ZM171 209V210H170ZM194 209V210H193ZM210 209V210H209ZM242 209V210H241ZM18 210V211H17ZM23 210V211H22ZM91 210V211H90ZM128 210V211H127ZM167 210V211H166ZM21 211V212H19ZM135 211V213H134ZM149 214H148V212ZM164 211V212H163ZM170 211V212H169ZM13 214H12V213ZM82 214H81V213ZM89 212V213H88ZM112 212V213H110ZM123 212V213H122ZM132 212V213H131ZM167 214H166V213ZM8 213V214H7ZM16 213V214H15ZM60 213V217H58L59 219H57L56 217L59 215ZM69 213V214H68ZM77 213V214H76ZM129 213V214H127ZM19 214V217L18 216ZM56 216H55V215ZM84 214V215H83ZM88 216H86V215ZM125 216L128 215L127 217ZM132 214V215H131ZM143 214V215H141ZM147 214V215H146ZM157 214L159 216H161L162 214V218H159V216H157ZM171 214V215H170ZM16 215V216H15ZM21 215V216H20ZM64 215V216H63ZM72 215V216H71ZM82 215V216H81ZM225 215V216H224ZM70 218H68V217ZM77 216V218H76ZM84 216V217H83ZM131 216V218H130ZM135 216V217H134ZM143 216V218H142ZM149 217L147 219V217ZM155 218L153 220V218ZM230 216V217H228ZM13 217V218H12ZM16 217V218H15ZM49 217V218H48ZM65 217V218H64ZM81 217V218H79ZM138 217V218H137ZM146 217V219H145ZM63 218V219H61ZM67 218V220H65ZM79 218V219H78ZM88 218V219H87ZM142 218V219H141ZM158 218V219H157ZM197 220H196V219ZM206 218V222L204 221V219ZM15 221H12L14 220ZM18 219V220H17ZM54 221V223H59V225L57 226L58 228H56V230L58 231L57 237L56 234H54V236L52 235L50 238L45 239V248H38L34 250L33 254H32V260L30 259V253L31 250L33 249L36 241H34L33 239L39 238L40 234L38 235V231L42 232L44 231L45 233H48V229L50 230V225ZM83 219V220H82ZM108 219V220H107ZM122 219H126L129 220V222H125V223H120L119 220ZM141 221H140V220ZM144 219V220H143ZM227 219V220H225ZM11 220V221H10ZM61 220V221H60ZM71 221V224L69 221ZM77 222H76V221ZM113 220V221H112ZM138 220V221H137ZM174 220V221H173ZM210 220V221H209ZM7 221V222H6ZM11 223H9V222ZM43 221V222H42ZM66 221V223H65ZM41 222V223H40ZM45 222V223H44ZM61 222V223H60ZM63 222V223H62ZM74 222H76L75 224H73ZM78 222L80 223L81 226H79ZM84 222V223H83ZM118 222V223H117ZM134 222V223H132ZM139 223V224H135ZM141 222V223H140ZM143 222V224H142ZM145 222V223H144ZM224 222V223H223ZM6 223V224H5ZM83 223V224H82ZM98 223V224H97ZM120 223V224H119ZM128 223L130 224V228ZM134 225H132V224ZM27 224V225H26ZM31 224V223H30ZM73 224V225H72ZM78 224V226H77ZM119 224V225H118ZM142 224V225H141ZM146 224V225H145ZM5 225V226H4ZM9 227H8V226ZM11 225V226H10ZM91 225V226H90ZM123 227H122V226ZM139 225V229L138 228ZM144 225V226H143ZM173 225V226H172ZM40 226V227H39ZM45 226V227H44ZM63 226V228H62ZM67 226V227H65ZM75 226V227H74ZM105 226V227H104ZM112 228H111V227ZM127 228V231L124 230L125 228ZM146 226V228H145ZM42 227V228H41ZM90 227V228H89ZM121 227V228H119ZM137 227V228H135ZM41 228V229H40ZM47 228V229H46ZM62 228V229H61ZM107 228H110L109 230H107ZM114 228V229H113ZM121 229L118 231V229ZM135 228V229H134ZM5 229V230H3ZM45 229V230H44ZM73 229V230H72ZM125 233H124V231ZM139 230V232H137V230ZM146 229V230H145ZM150 229V230H149ZM71 230V231H70ZM102 230V231H100ZM107 230V231H106ZM115 232H114V231ZM117 230V231H116ZM134 231V232H131ZM182 230V231H180ZM241 232H240V231ZM48 231V232H47ZM70 231V232H68ZM75 231V234H74ZM82 233H81V232ZM113 231V232H111ZM148 231V232H146ZM43 232V233H44ZM96 232V233H95ZM109 232L113 233L112 235L109 234ZM34 233V234H33ZM43 233L41 235H43ZM123 233V236H122ZM127 233V234H126ZM131 235H130V234ZM135 235H134V234ZM147 233L148 236H147ZM182 235H180V234ZM63 234V235H62ZM87 234V235H86ZM101 234V235H100ZM121 234V235H120ZM126 236H125V235ZM137 234V235H136ZM185 236H184V235ZM37 235V236H36ZM67 235V236H66ZM119 235V236H118ZM133 235V237H132ZM140 235V236H139ZM35 236V237H34ZM64 236V237H63ZM113 236V237H112ZM116 236V237H115ZM118 236V237H117ZM177 236V238H176ZM181 236V239H180ZM257 236V237H256ZM29 237L32 240L29 241ZM54 237V238H53ZM59 237V239H58ZM62 239H61V238ZM126 237V238H125ZM129 239H128V238ZM141 239H139V238ZM172 237V238H171ZM175 237V238H173ZM183 237V238H182ZM4 238V240H3ZM23 238V239H22ZM33 238V239H32ZM69 238V239H68ZM103 238V239H102ZM106 238V239H105ZM113 238V241H112ZM119 238V239H118ZM125 238V239H124ZM135 238L138 240H135ZM170 238V239H169ZM65 239V240H63ZM95 239V240H94ZM117 239V240H116ZM127 239V240H126ZM175 239V241H174ZM180 239V240H179ZM61 240V242H60ZM107 240V241H105ZM119 240V241H118ZM122 240V241H121ZM126 240V241H125ZM129 240V241H128ZM178 240V241H177ZM183 240V241H182ZM71 241V242H70ZM96 241V242H95ZM110 241V242H109ZM134 243H133V242ZM170 243H168V242ZM13 242V243H12ZM15 242H17L15 244ZM56 242V243H55ZM64 242H68V244L63 245ZM112 242V244H111ZM121 242H125V244L121 243ZM129 242V243H128ZM135 244L134 248L132 247L131 243ZM166 242V243H165ZM175 242V243H174ZM178 247H177V244ZM179 242V243H178ZM34 245H33V244ZM59 243V244H57ZM95 243V244H94ZM106 243V244H105ZM116 243V247L115 244ZM138 243V244H137ZM143 243V244H142ZM28 244V245H27ZM61 244V245H60ZM109 244V246L107 247V245ZM120 246H119V245ZM123 244V245H121ZM127 244V245H126ZM130 244V245H129ZM137 244V245H136ZM140 244V246H139ZM150 244V245H149ZM153 244V245H152ZM155 244V245H154ZM157 244V245H156ZM167 244V246H166ZM169 244V245H168ZM171 244V245H170ZM33 245V246H31ZM57 245V246H56ZM60 245V246H59ZM129 245V246H128ZM152 245V246H151ZM31 249H30V247ZM56 246V247H54ZM60 248H59V247ZM83 246V247H82ZM121 246L124 248H121ZM130 246V250H128V248ZM138 246V247H136ZM142 246V247H141ZM146 246V247H144ZM155 248L154 250H152V248ZM155 246V247H154ZM158 246V247H157ZM161 246V247H160ZM169 246V247H168ZM174 246V250L173 247ZM176 246V247H175ZM198 246V247H197ZM204 246V247H203ZM68 247V248H66ZM113 247V248H112ZM150 247V248H149ZM160 247V248H159ZM200 247V249H199ZM207 249H206V248ZM257 247V248H256ZM22 248H24L25 250H23ZM55 248V249H54ZM70 248V250H68ZM119 248V249H118ZM138 248V249H137ZM146 248V249H145ZM171 248V249H170ZM177 248V249H175ZM198 248V249H196ZM204 248V249H203ZM22 249V250H21ZM52 249V250H51ZM106 250H109L108 253ZM113 251H112V250ZM121 249V250H120ZM123 249V250H122ZM132 249V250H131ZM137 249V250H136ZM144 249V250H143ZM158 249V250H157ZM195 249V250H194ZM203 249V250H201ZM255 249V250H254ZM261 249V250H259ZM49 250V251H48ZM65 252H64V251ZM68 250V251H67ZM115 250V251H114ZM136 250V251H135ZM143 250V251H142ZM173 252H172V251ZM176 250V252H175ZM193 250V251H192ZM257 250V251H256ZM52 251V252H51ZM56 251V252H55ZM61 251V252H60ZM76 251V252H75ZM92 251V252H91ZM120 251V252H119ZM131 251V253H129ZM135 251V252H134ZM138 251V252H137ZM146 251V252H145ZM195 251V253H194ZM201 251V253H199ZM207 251V253H206ZM255 251V252H254ZM30 252V253H29ZM37 252V253H36ZM55 252V253H54ZM89 252V253H88ZM117 252V253H116ZM137 252V253H136ZM143 252V253H142ZM187 254H186V253ZM188 252H190L188 254ZM204 252V253H203ZM259 252V253H257ZM40 253V254H39ZM43 253V254H42ZM48 255H47V254ZM52 253V254H50ZM74 253V254H72ZM88 253V254H86ZM108 253V254H107ZM112 253V254H111ZM116 253V254H115ZM127 253V254H126ZM145 253V254H144ZM180 253H182L180 255ZM192 253V254H191ZM204 255H203V254ZM38 254V255H37ZM61 254V255H60ZM67 254H70V256H68V259H65L64 257H66ZM84 254V255H83ZM118 254V255H117ZM120 254V256H119ZM129 254V255H128ZM142 254V256L140 255ZM177 254V255H176ZM186 254V255H185ZM191 254V256H190ZM199 254V255H198ZM208 254V255H206ZM44 255V256H43ZM63 255V256H62ZM93 255V256H92ZM109 255V256H107ZM128 255V256H126ZM179 255V256H178ZM201 255V256H200ZM212 255V256H211ZM5 256V254H4ZM38 256V257H37ZM42 256V257H41ZM57 256V258L55 257ZM62 256V259H61ZM114 256V257H113ZM122 256V258H121ZM126 256V257H124ZM182 256V257H181ZM187 256V258H185ZM190 256V257H189ZM194 256L192 259L191 257ZM22 257V259H21ZM47 257V258H46ZM72 257V258H71ZM138 257V258H137ZM181 257V258H180ZM198 257V260L196 258ZM200 257V258H199ZM208 257V258H206ZM26 258V261L24 260ZM60 258V259H59ZM79 258V259H78ZM118 258V261H117ZM126 258V259H125ZM127 258L129 260H127ZM163 258V259H162ZM178 258V259H177ZM204 258L205 260L201 259ZM209 262H207V259H209ZM213 258V260H212ZM59 259V260H58ZM110 259V260H109ZM171 261H169V260ZM177 259V260H176ZM182 259H185L184 262ZM196 259V261H195ZM241 259V260H240ZM66 260V261H65ZM173 260V261H172ZM182 260V261H181ZM191 260V262L189 261ZM200 260V261H199ZM203 260V261H202ZM21 261V262H19ZM32 261V262H31ZM43 261V263H41ZM125 261V262H123ZM129 263H128V262ZM194 261V262H193ZM212 261V262H211ZM217 261V262H216ZM26 262V263H25ZM180 262V263H179ZM190 262V263H189ZM207 262V263H206ZM219 262V263H218Z\"/></svg>",
    "mask_w": 264,
    "mask_h": 264
},
{
    "label": "bare ground",
    "instance_id": "obj_2",
    "mask_svg": "<svg viewBox=\"0 0 264 264\" xmlns=\"http://www.w3.org/2000/svg\"><path fill=\"white\" fill-rule=\"evenodd\" d=\"M19 1V0H18ZM17 0H0V47L1 48H9L10 47V49L13 47L14 48V46L16 47L17 46V48H19V47H21V46H24V44L26 43L27 45H29L30 44V42H32V43H35L36 45H39L40 46V44H42V40L40 39L41 37H37V35L38 34H40V33H42V30H44V32H48L47 31V29H46V27H49V26H53V27H55V26H57V28H56V31H54V32H52V33H50V32H48L49 34H47V37H52L53 35H55L56 34V36L54 37V39H56V40H71L72 38L74 39V42H76L77 43V41H80L84 36H85V32L86 33H88V32H94L95 31V33L97 32L99 35H101V36H104L105 38H104V40L107 42L106 44H104V42H100L99 44L100 45H96L95 47H93V49H90V48H92V47H90V44H91V42L90 41H86L85 39L81 42L80 41V43L78 42L76 45H75V43H74V51L75 52H77V53H79V54H81L82 52H84V53H88V51L89 50H94V51H96V50H100V49H104V50H106L107 51V49L110 47V46H113L115 49L116 48H118L119 46H120V48L122 49V47H124L125 45H126V48H130V49H132V51L134 50L135 52H132V53H135L136 55H138V56H140V55H144V51L143 50H145V49H143V47H147L148 45H149V43H152V42H149L151 39H153L154 40V42H156V43H158L157 44V46L159 45V48H162V50L165 52V54L164 55H168L169 57L171 56V58L172 57H174L175 59H179V61L181 62H183V61H185V59H190V60H192L191 58L192 57H195V56H198V55H200V54H202V56H203V53H205L204 54V56H205V58L207 57V58H211L212 59V57H209V56H212V55H215V54H212L211 55V53H213V49L217 46V45H219V44H221V43H223V42H225V44H227V46H226V49H223L224 50V54H225V50H231V56L230 57H235V58H237L238 59V57H240V58H245V56H246V52H249L250 53V55L249 56H251V52H252V54H253V52L255 51H258L260 48H262L263 46H259V45H261L262 44V42L260 41V40H262V37H261V31H263L262 30V24L261 23H258V24H255V25H253V24H249V21L251 20L250 19V17H251V13H250V11L252 10L251 9V6L250 5H252V4H254L253 2H255V0H253V2H249V0H248V2H245L246 0H83L84 2H82V3H80V4H76V3H74L73 1H71V0H52L53 2H48V3H46L45 1H48V0H42L41 2H34V3H32V4H30L31 6H30V8H28V10L26 11L25 9H24V7H23V5H22V3L21 2H18ZM145 1V4H146V6H147V8L146 9H148V14L146 15V16H143V15H141L139 18L137 17V16H135L136 15V13H135V15H133L132 14V10H133V8H132V6L135 4V2H136V6L138 7V5H142V3ZM26 2V1H25ZM27 2L28 3H30L31 1L30 0H27ZM262 2V1H261ZM102 3H105V5L104 6H102V7H99ZM144 4V3H143ZM247 4V5H246ZM103 5V4H102ZM261 5V4H260ZM135 6V7H136ZM247 6H249V7H247ZM254 6V5H253ZM136 7V8H137ZM141 7H139V9H140ZM143 8V7H142ZM237 8H239V9H237ZM254 8V7H253ZM18 10L20 11L19 13H18ZM139 11H141V10H139ZM143 11H145V10H143ZM255 10H253V13H255L254 12ZM137 12V11H136ZM134 13V12H133ZM142 13V12H141ZM259 13V12H258ZM143 14V13H142ZM8 16L10 17V18H8ZM11 16H12V18H11ZM258 15H256V17H257ZM252 18V17H251ZM46 19L48 20V21H46ZM254 18H252V20H253ZM256 19V18H255ZM254 19V20H255ZM253 20V21H254ZM44 22H46V27H45V23ZM93 22H96L95 24H93ZM251 22V21H250ZM261 22V21H260ZM91 27V26H94L92 29H88V27ZM55 29V28H54ZM51 30V29H50ZM58 33V34H57ZM101 33H103V35L101 34ZM264 33V32H263ZM263 35V34H262ZM39 36V35H38ZM46 36V35H45ZM89 36V35H88ZM77 37L79 38V39H77ZM91 37H93V36H91ZM91 37H88V38H91ZM97 37V36H96ZM85 38V37H84ZM93 40H94V38H93ZM152 40V41H153ZM55 41V40H54ZM102 41V40H101ZM59 42V41H58ZM57 42V43H58ZM83 42H86L87 43V48H84V51H80V49L83 47ZM96 42H98V41H96ZM68 43V42H67ZM205 44L203 47H196V48H201L200 50H197V49H194V47H195V45L197 46L198 44ZM225 44H223V45H225ZM153 45V44H152ZM222 45V46H223ZM30 46V45H29ZM39 46H37V47H39ZM67 46V45H66ZM69 46V45H68ZM94 46V45H93ZM154 46V45H153ZM199 46V45H198ZM201 46V45H200ZM221 46V47H222ZM34 47V46H33ZM149 47V46H148ZM0 48V49H1ZM17 48L15 49V50H17ZM22 48V47H21ZM70 48V47H69ZM68 48V49H69ZM72 48V47H71ZM119 48V49H120ZM223 48H224V46H223ZM33 49V48H32ZM150 49V48H149ZM148 49V50H149ZM158 49V48H157ZM207 49H209L210 51H212V52H210L209 50H207ZM4 50V49H3ZM9 50V49H8ZM14 50V49H13ZM14 50V51H15ZM156 50V49H155ZM155 50H153V51H155ZM216 50H218V48L216 49ZM223 50H221V51H223ZM261 50V49H260ZM259 50V51H260ZM263 50V49H262ZM261 50V51H262ZM24 51H26V50H24ZM69 51V50H68ZM67 51V52H68ZM93 51V52H94ZM150 51V50H149ZM152 51V52H153ZM219 51V50H218ZM259 51H258V53H259ZM4 52V51H3ZM6 52V51H5ZM13 52V51H12ZM35 52V51H34ZM33 52V53H34ZM72 52H73V50H72ZM81 52V53H80ZM90 52V51H89ZM99 52V51H98ZM105 52V51H104ZM158 52L160 53V51L158 50ZM228 52V51H227ZM0 53H2V51L0 50ZM15 55H16V53H17V51H16V53L15 52H13ZM13 53H12V55H13ZM20 53V52H19ZM32 53V54H33ZM49 53V52H48ZM65 53V52H64ZM71 53V52H70ZM83 53V54H84ZM95 53V52H94ZM93 53V54H94ZM110 53V52H109ZM258 53H256V54H258ZM6 54V53H5ZM5 54H3V55H5ZM21 54H22V52H21ZM26 54V53H25ZM35 54V53H34ZM38 54V53H37ZM66 54V53H65ZM127 54V53H126ZM130 54H131V52H130ZM134 54V55H135ZM154 54V53H153ZM219 54H221V55H219ZM224 54H222V52L221 53H218V55L221 57V56H223V59L226 57V55H224ZM9 55H11V53L9 54ZM11 55V56H12ZM23 55V54H22ZM39 55V54H38ZM44 56H49L48 58V61H47V63H46V65H45V67L43 68V70H52L53 71V73L51 74V72L49 73V74H51V76L49 77V78H47V79H44V80H39L38 78H36V79H33L31 82H28L27 83V85H24L25 83H23L22 81H24V80H22V77H23V74H21V73H19V71H18V78H13V77H8V76H10V74H8V75H6L9 79L7 80V79H5L4 81H6V82H4L3 80H0V101H3L4 100V98L3 97H5V96H3L2 94H4V92H12L11 94H14V96H16V97H19V98H22L23 96H24V94L26 95V97L24 98L25 99V101H27V100H31L32 102H29V103H31V104H33L32 106L34 107V104H36V103H33V102H41L40 100L42 99V98H44L46 95H48L49 93L51 94V95H53V96H58V98H55V99H58V101H54V103L56 104L54 107L56 108L54 111H52L53 112V115L51 114V119L48 121V122H51L53 119H54V117L56 116L55 114H57V112H58V109L60 108V105L62 104H65L66 105V108H70L72 105H74L75 104V102L77 101V103L79 102V104L81 103V102H83V101H91V98H94V99H92V101H91V104H92V102H95V101H97L98 99L96 98L95 99V97L96 96H98L97 94H98V92H97V89H95L94 88V80H95V75L96 74H98V78L96 77V79H99L98 81H100V83H104V80H102V79H104V78H106V77H102L101 75V72H97V71H95L94 72V74H92V71H91V73H89L88 71H87V74L85 73V71H86V68L84 67V66H79L80 64H79V62L77 63V64H79V65H76V64H74L73 62H71V61H68L66 58H62L58 63H57V61H56V63H55V61L52 59V57L50 56V55H47L46 53H44L43 54ZM68 55H70V54H68ZM89 55V54H88ZM95 55V54H94ZM105 55H106V53H105ZM120 55V54H119ZM135 55V56H136ZM150 55V54H149ZM161 55V54H160ZM163 55V54H162ZM217 55V54H216ZM253 55H255V54H253ZM18 56H19V54H18ZM26 56V55H25ZM29 55L27 54V57H28ZM74 56V55H73ZM78 56V55H77ZM84 56V55H83ZM103 56H104V53H103ZM110 56V55H109ZM158 56V55H157ZM225 56V57H224ZM228 56V57H229ZM260 56H261V54H260ZM259 56V57H260ZM5 57V56H4ZM3 57V58H4ZM13 57V56H12ZM24 57V56H23ZM23 57L21 56V58L23 59ZM36 57V56H35ZM40 57V56H39ZM38 57V58H39ZM54 57V56H53ZM71 56H69V58H70ZM93 57V56H92ZM95 57H97V56H95ZM101 57H102V55H101ZM125 57V56H124ZM134 57V56H133ZM144 57V56H143ZM151 57H152V54H151ZM160 57H162V56H159V58ZM166 57V56H165ZM262 57V56H261ZM9 58H11V57H9ZM20 58V57H19ZM19 58H17V59H19ZM30 58H32V55L30 56ZM34 58V57H33ZM45 58V57H44ZM43 58V59H44ZM79 58V57H78ZM91 58V57H90ZM104 58H106V56L104 57ZM112 58V57H111ZM121 58V57H120ZM135 58V57H134ZM150 58V57H149ZM204 58V57H203ZM214 58V57H213ZM218 58V57H217ZM252 58V57H251ZM254 58H255V56H254ZM257 58V60H259L258 59V57H256ZM263 58V57H262ZM7 59H8V57H7ZM15 59V58H14ZM36 59V58H35ZM43 59H42V61H43ZM46 59V58H45ZM60 59V58H59ZM99 59V58H98ZM97 59V60H98ZM163 59V58H162ZM165 59V58H164ZM202 59V58H201ZM208 59V60H209ZM222 59V58H221ZM247 59H249V57L247 58ZM4 60V59H3ZM6 60V59H5ZM25 59H23V61H24ZM37 60V59H36ZM71 60V59H70ZM78 61H79V59H77ZM82 60V59H81ZM86 60H88V59H86ZM90 60V59H89ZM96 60V58H95V61H97ZM100 60H101V58H100ZM166 60V59H165ZM194 60V59H193ZM207 60V59H206ZM220 61V59H217V61ZM231 60V59H230ZM251 61H253L252 59H250ZM0 61H2V60H0ZM30 61V60H29ZM75 61V60H74ZM91 61V60H90ZM89 61V63H91ZM94 61V62H95ZM176 61V60H175ZM197 61V60H196ZM199 61H201V60H199ZM211 61V60H210ZM215 61H216V59H215ZM214 61V62H215ZM235 61V60H234ZM262 62H263V60H261ZM82 62H83V60H82ZM167 62H169V59H168V61H166V63ZM174 62V61H173ZM194 62V61H193ZM213 62V63H214ZM233 62V61H232ZM236 62H239V61H236ZM249 62V61H248ZM254 62V61H253ZM252 62V63H253ZM257 62V61H256ZM3 63V62H2ZM2 63H0V67H3V65H6V64H9L8 62L6 63V62H4L3 64ZM84 63H85V61H84ZM93 63V62H92ZM159 63V62H158ZM178 63V62H177ZM187 63V62H186ZM186 63L184 64V65H186ZM192 63V62H191ZM197 62H195V64H196ZM201 63V62H200ZM208 63H209V61H208ZM211 63V62H210ZM212 63V64H213ZM219 64H220V62H218ZM222 63V62H221ZM234 63V62H233ZM247 63V62H246ZM12 64V63H11ZM16 64V63H15ZM148 64V63H147ZM174 64V63H173ZM193 64V63H192ZM194 64V65H195ZM198 64H199V62H198ZM204 64V63H203ZM214 64H216V62L214 63ZM241 64H242V61H241ZM240 64V66H242ZM251 64V63H250ZM254 64V63H253ZM256 64V63H255ZM254 64V65H255ZM258 64V63H257ZM26 65V64H25ZM34 65H36V63H34L32 60L29 62V67H33ZM178 64H176V66H177ZM197 65V64H196ZM207 65V64H206ZM206 65H204V66H206ZM223 65H224V63H223ZM233 65V64H232ZM231 65V66H232ZM260 65V64H259ZM9 66V65H8ZM23 66V65H22ZM21 66V67H22ZM92 66V65H91ZM94 66V65H93ZM139 66V65H138ZM146 66V65H145ZM159 66V65H158ZM165 66V65H164ZM167 66V65H166ZM172 66V65H171ZM175 66V65H174ZM190 66V65H189ZM193 66V65H192ZM199 66H200V64H199ZM219 66V65H218ZM237 66H238V64H237ZM249 66V65H248ZM5 67V69H6V66H4ZM41 67H42V65H41ZM105 67V66H104ZM184 67V66H183ZM195 68H196V66H194ZM201 67H202V65H201ZM201 67H199V68H201ZM210 67V66H209ZM215 67H216V65H215ZM225 67V66H224ZM235 67V66H234ZM246 67V66H245ZM255 67V66H254ZM259 67V66H258ZM261 67H262V65H261ZM9 68V67H8ZM25 68V67H24ZM151 68V67H150ZM173 68V67H172ZM179 68V67H178ZM184 68H186V66L184 67ZM198 68V67H197ZM206 68V67H205ZM207 68H208V66H207ZM240 68V67H239ZM247 68V67H246ZM245 68V69H246ZM260 68V67H259ZM21 69V68H20ZM23 69V68H22ZM30 68H28V70H29ZM92 69V68H91ZM144 69V68H143ZM193 69V68H192ZM211 69V68H210ZM214 69H216V68H214ZM213 69V70H214ZM227 69H228V67H227ZM229 69H231V68H229ZM228 69V70H229ZM233 69V68H232ZM235 69V68H234ZM241 69H242V67H241ZM241 69H240V71H241ZM248 69V68H247ZM258 69V68H257ZM262 68H260V70H261ZM2 70V69H1ZM90 70V69H89ZM93 70H94V68H93ZM102 70V69H101ZM139 70H140V68H139ZM141 70H142V68H141ZM162 70V69H161ZM173 70H174V68H173ZM179 70V69H178ZM197 70V69H196ZM243 70V69H242ZM252 70V69H251ZM254 70V69H253ZM22 71V70H21ZM24 71V70H23ZM38 71H40L41 72V70L40 69H38ZM132 71V70H131ZM171 71V70H170ZM181 71V70H180ZM179 71V72H180ZM195 71V70H194ZM200 71V70H199ZM198 71V72H199ZM210 71V70H209ZM211 71H212V69H211ZM218 71V75H219V70H217ZM220 71H222V70H220ZM234 71V70H233ZM45 72V71H44ZM142 72L144 73V71L142 70ZM141 72V73H142ZM192 72V71H191ZM197 72V71H196ZM201 72V71H200ZM208 72V71H207ZM213 72V71H212ZM234 72H236V70L234 71ZM233 72V73H234ZM243 72V71H242ZM242 72H240V73H242ZM248 72V71H247ZM261 72V71H260ZM263 73H264V71H262ZM3 72H0V75L2 74ZM5 73V72H4ZM3 73V74H4ZM8 73V72H7ZM15 73V72H14ZM25 73V72H24ZM47 73V72H46ZM139 73V72H138ZM146 73V72H145ZM157 73V72H156ZM180 73H183V71L182 72H180ZM189 73V72H188ZM204 73V72H203ZM222 73V72H221ZM229 73V72H228ZM16 74V73H15ZM27 74V73H26ZM31 74H32V72H31ZM36 75H37V73H35ZM43 74H45V73H43ZM101 74V75H100ZM173 74H174V71H173ZM184 74V73H183ZM191 74V73H190ZM202 74V73H201ZM206 74V73H205ZM205 74H204V76H205ZM208 74V73H207ZM212 74V73H211ZM224 74V73H223ZM226 74V73H225ZM236 74V73H235ZM249 74H252V73H249ZM248 74V75H249ZM5 75V74H4ZM28 75V74H27ZM40 75V74H39ZM114 75V74H113ZM135 75H136V73H135ZM180 75V74H179ZM196 75V74H195ZM208 75H210V74H208ZM217 75V74H216ZM236 75H238V74H236ZM261 75V74H260ZM259 75V76H260ZM12 76H13V73H12ZM25 76V75H24ZM33 76V75H32ZM93 78H92V77ZM138 76H139V74H138ZM137 76V77H138ZM141 76V75H140ZM152 76V75H151ZM171 76V75H170ZM212 77L213 76H215L214 74L213 75H211ZM223 76V75H222ZM225 76V75H224ZM233 76H234V74H233ZM239 76V75H238ZM243 76V75H242ZM256 76H258L257 74H256ZM15 77V76H14ZM16 77H17V75H16ZM44 77V76H43ZM89 77V78H88ZM132 77V76H131ZM146 77V76H145ZM186 77V76H185ZM195 77V76H194ZM220 77V76H219ZM236 77V76H235ZM244 77V76H243ZM251 77V76H250ZM249 77V78H250ZM133 78V77H132ZM140 78V77H139ZM163 78V77H162ZM199 78H200V75H199ZM224 78V77H223ZM261 78V77H260ZM4 79V78H3ZM29 79H30V77H29ZM38 79V80H37ZM92 79H93V81H92ZM116 79H118V78H116ZM115 79V80H116ZM122 79V78H121ZM137 80H139L138 78H136ZM158 79H160V78H158ZM167 79V78H166ZM178 79H179V77H178ZM177 79V80H178ZM184 79V78H183ZM213 79V78H212ZM211 79V80H212ZM217 79V78H216ZM220 79V78H219ZM239 79V78H238ZM246 79V78H245ZM244 79V80H245ZM27 80H28V76H27ZM136 80V81H137ZM163 80V79H162ZM172 80V79H171ZM176 80V81H177ZM208 80V79H207ZM209 80H210V78H209ZM210 80V81H211ZM214 80H215V78H214ZM213 80V81H214ZM221 80H223V79H221ZM237 80V79H236ZM236 80H235V83H236ZM248 80V79H247ZM256 80V79H255ZM254 80V81H255ZM121 81V80H120ZM144 81V80H143ZM142 81V82H143ZM168 81V80H167ZM192 81V80H191ZM224 81H226V80H224ZM223 81V82H224ZM249 81V80H248ZM248 81H246V82H248ZM260 81H261V79H260ZM260 81H259V83H260ZM20 82H22L19 86H18V83H20ZM96 82V81H95ZM128 82V81H127ZM135 82V81H134ZM139 82V81H138ZM137 82V83H138ZM169 82H171L170 80H169ZM196 82V81H195ZM201 82V81H200ZM238 82V81H237ZM243 82V81H242ZM245 82V81H244ZM244 82H243V84H244ZM47 83V84H46ZM212 83V82H211ZM215 83H216V81H215ZM220 83H221V81H220ZM228 83V82H227ZM234 83V82H233ZM234 83V84H235ZM250 83H251V81H250ZM254 83V82H253ZM258 83V84H259ZM23 84V85H22ZM116 84V83H115ZM125 84V83H124ZM141 84V83H140ZM169 84V83H168ZM205 84V83H204ZM225 84H226V82H225ZM241 84V83H240ZM239 84V85H240ZM255 84V83H254ZM105 85H108L109 86V88H111V90H112V86H113V84L112 83H110V82H108V83H105ZM122 85V84H121ZM130 85V84H129ZM132 85V84H131ZM135 85V84H134ZM133 85V86H134ZM139 85V84H138ZM192 85V84H191ZM198 85V84H197ZM212 86H214L213 85V83L211 84ZM217 85H218V83H217ZM250 85V84H249ZM251 85H252V83H251ZM250 85V86H251ZM257 85V84H256ZM255 85V86H256ZM96 86V85H95ZM101 86V85H100ZM99 86V87H100ZM104 86V85H103ZM119 86V85H118ZM125 86V85H124ZM184 86V85H183ZM216 86V85H215ZM230 86H232V85H230ZM230 86H228L229 88H230ZM248 86V85H247ZM260 86H261V84H260ZM20 87H21V89H20ZM137 87V86H136ZM147 87V86H146ZM227 87V88H228ZM236 87V86H235ZM241 87H243V86H241ZM249 87V86H248ZM252 87V86H251ZM92 88V89H91ZM132 88V87H131ZM201 88V87H200ZM203 88V87H202ZM205 88V87H204ZM211 88V87H210ZM213 88V87H212ZM215 88V87H214ZM213 88V89H214ZM222 88H224V87H222ZM233 88H234V85H233ZM237 88V87H236ZM261 88V87H260ZM24 89H25V91H24ZM100 89V88H99ZM105 89V88H104ZM156 89V88H155ZM218 89V87L215 89V91ZM246 89H248L247 87H246ZM252 89V88H251ZM262 89V88H261ZM103 90V89H102ZM102 90H101V92H102ZM107 90H108V88H107ZM119 90V89H118ZM129 90V89H128ZM128 90H127V92H128ZM134 90V89H133ZM136 90V89H135ZM201 90V89H200ZM224 90V89H223ZM223 90H221L222 92H223ZM239 90V89H238ZM237 90V91H238ZM258 89H256L255 90V92L257 91ZM30 91V92H29ZM99 91V90H98ZM121 91V90H120ZM166 91V90H165ZM164 91V92H165ZM170 91V90H169ZM179 91V90H178ZM203 91V90H202ZM201 91V92H202ZM207 91H208V89H207ZM212 91V90H211ZM231 92H232V90H230ZM234 91V90H233ZM262 91V90H261ZM46 92H48V94H46ZM100 92V91H99ZM100 92V93H101ZM108 92H109V90H108ZM116 92H118V91H116ZM133 92V91H132ZM136 92V91H135ZM134 92V93H135ZM157 92V91H156ZM168 92V91H167ZM199 92V91H198ZM208 92H210V91H208ZM213 92V91H212ZM211 92V93H212ZM230 92V93H231ZM235 92V91H234ZM253 92H254V88H253ZM9 93H8V95H9ZM22 93V94H21ZM104 93V92H103ZM121 93H123V92H121ZM120 93V94H121ZM192 93V92H191ZM190 93V94H191ZM203 93H204V91H203ZM214 93V92H213ZM216 93V92H215ZM221 93V92H220ZM224 93V92H223ZM226 93V92H225ZM229 92H228V90H227V94H228ZM233 93V92H232ZM49 94V95H50ZM115 94V93H114ZM133 94V93H132ZM169 94V93H168ZM194 94H195V92H194ZM200 93H198V95H199ZM205 94V93H204ZM222 94V93H221ZM235 94V93H234ZM233 94V95H234ZM242 94V93H241ZM259 94H260V92H259ZM261 94H264V93H261ZM126 96H127V94H125ZM124 95V96H125ZM154 95V94H153ZM158 95V94H157ZM192 95V94H191ZM208 95V94H207ZM216 95V94H215ZM223 95V94H222ZM230 94H228V96H229ZM12 96V95H11ZM10 96V97H11ZM108 96V95H107ZM106 96V97H107ZM145 96V95H144ZM167 96V95H166ZM181 96V95H180ZM189 96V95H188ZM244 96V95H243ZM250 96V95H249ZM255 96V95H254ZM262 96V95H261ZM7 97H9V96H7ZM101 97V96H100ZM103 97H104V95H103ZM105 97V98H106ZM117 97V96H116ZM131 97H132V95H131ZM146 97V96H145ZM170 97H172L171 95H170ZM169 97V98H170ZM195 97V96H194ZM203 96H201V99H203L202 98ZM204 97L206 98L207 96H205L204 95ZM215 97V96H214ZM220 96H219V94H218V98H219ZM222 97V96H221ZM220 97V98H221ZM224 97V96H223ZM229 97H231V96H229ZM234 97V96H233ZM236 97V96H235ZM118 98H120V97H118ZM135 98H136V96H135ZM191 98H192V96H191ZM212 99H213V96L211 97ZM219 98V99H220ZM256 98V97H255ZM254 98V99H255ZM258 98V97H257ZM11 99V98H10ZM9 99V100H10ZM14 99V98H13ZM18 99V98H17ZM17 99H15L16 100V102H17ZM23 99V100H24ZM49 99V98H48ZM47 99V100H48ZM51 99V98H50ZM53 99H54V97H53ZM185 99V98H184ZM186 99H189V97H187ZM200 99V98H199ZM198 99V100H199ZM201 99H200V102L199 103H201ZM207 99V98H206ZM205 99V100H206ZM218 99V100H219ZM222 99V98H221ZM220 99V100H221ZM226 99V98H225ZM225 99H224V101H225ZM230 99V98H229ZM238 99V98H237ZM104 100H107V99H104ZM131 100V99H130ZM129 100V101H130ZM150 100V99H149ZM172 100V99H171ZM179 100V99H178ZM197 100V101H198ZM217 100V101H218ZM261 100V99H260ZM5 101V100H4ZM100 101V100H99ZM111 101H112V99H111ZM115 101V100H114ZM146 101V100H145ZM148 101V100H147ZM155 101V100H154ZM176 101H177V99H176ZM185 102H186V100H184ZM203 101V100H202ZM215 101V100H214ZM213 101V102H214ZM223 101V100H222ZM230 101H232V100H230ZM230 101H229V103H230ZM7 102V101H6ZM6 102H5V104H6ZM19 102H20V100H19ZM45 102H46V100H45ZM110 101H104V102H102V104H103V106H101L102 108H101V110H103V109H105L106 108V104L107 103H109ZM153 102V101H152ZM183 102V101H182ZM193 102H194V99H193ZM219 102V101H218ZM226 102V101H225ZM225 102H223V103H225ZM261 102H262V100H261ZM88 103V102H87ZM98 103H100V102H98ZM184 103V102H183ZM196 103V102H195ZM199 103H198V105H199ZM205 103V102H204ZM208 103V102H207ZM247 103V102H246ZM1 104V103H0ZM27 104V103H26ZM38 104V103H37ZM110 104V103H109ZM173 105H175V101H174V103H172ZM221 104V103H220ZM230 104H233L232 102L230 103ZM237 104V103H236ZM10 105V104H9ZM8 105V106H9ZM12 105H15V104H13L12 103ZM11 105V106H12ZM18 105V104H17ZM25 105V104H24ZM30 105V104H29ZM40 105V104H39ZM52 105V104H51ZM85 105V104H84ZM94 105H95V103H94ZM116 105V104H115ZM167 105V104H166ZM176 105H180V104H176ZM208 105V104H207ZM206 105V106H207ZM228 105V104H227ZM6 106V105H5ZM28 106V105H27ZM37 106V105H36ZM64 106V105H63ZM91 105H89V107H90ZM129 106V105H128ZM151 106V105H150ZM165 106V105H164ZM194 106V105H193ZM220 106V105H219ZM236 106V105H235ZM65 107V106H64ZM75 107V106H74ZM79 107V106H78ZM100 107V106H99ZM120 107V106H119ZM169 107V106H168ZM176 107V106H175ZM175 107H173L174 108V111H175ZM178 107V106H177ZM180 107V106H179ZM202 107V106H201ZM228 107V106H227ZM231 108H232V105L230 106ZM14 108V107H13ZM50 108H52V107H50ZM112 108H114V107H112ZM160 108V107H159ZM167 108V107H166ZM193 108V107H192ZM198 108V107H197ZM208 108V107H207ZM222 108V107H221ZM225 108H226V106H225ZM1 109V108H0ZM19 109H21V108H19ZM54 109V108H53ZM64 110L62 111V112H65V108H63ZM73 109V108H72ZM82 109V108H81ZM85 109V108H84ZM98 109V108H97ZM107 109V108H106ZM129 109V108H128ZM168 109V108H167ZM170 109V108H169ZM209 109V108H208ZM223 109V108H222ZM238 109V108H237ZM256 109V108H255ZM7 110V109H6ZM38 110V109H37ZM71 110V109H70ZM80 110V109H79ZM98 110H100V109H98ZM97 110V111H98ZM100 110V111H101ZM114 110H115V108H114ZM114 110H112V112H114ZM120 110V109H119ZM136 110V109H135ZM189 111V109H186V111ZM195 110V109H194ZM200 110H202V109H200ZM227 110H228V108H227ZM232 110V109H231ZM235 110V109H234ZM233 110V111H234ZM250 110V109H249ZM61 110H59V112H60ZM68 111H69V109H68ZM81 111V110H80ZM91 111V110H90ZM108 111V110H107ZM106 111V112H107ZM116 111H117V108H116ZM138 111V110H137ZM169 111V110H168ZM178 111V110H177ZM185 111V110H184ZM197 111V110H196ZM252 111V110H251ZM39 112V111H38ZM40 112H42V111H40ZM50 112H51V110H50ZM62 112L60 113V114H62ZM66 112H67V110H66ZM65 112V113H66ZM102 113H103V111H101ZM101 112H99V113H101ZM140 112V111H139ZM158 112V111H157ZM164 112V111H163ZM166 112V111H165ZM169 112H172V111H169ZM207 112V111H206ZM210 112V111H209ZM232 112V111H231ZM238 112V111H237ZM256 112H259V111H256ZM1 113V112H0ZM7 113V112H6ZM45 113V112H44ZM69 113H71V112H69ZM73 113H74V110H73ZM82 113V112H81ZM85 113V112H84ZM97 113V112H96ZM95 113V114H96ZM104 113H105V111H104ZM109 113V112H108ZM119 113V112H118ZM118 113H116V114H118ZM125 113V112H124ZM138 113V112H137ZM146 113V112H145ZM149 113V112H148ZM147 113V114H148ZM159 113H160V111H159ZM173 113H176V112H173ZM177 113H179V112H177ZM176 113V114H177ZM187 113H189V112H187ZM236 113V112H235ZM242 113V112H241ZM253 113H255V111L253 112ZM252 113V114H253ZM262 113V112H261ZM9 114H10V112H9ZM13 114V113H12ZM14 114H15V112H14ZM29 114V113H28ZM42 114V113H41ZM50 114V113H49ZM68 114V113H67ZM72 114V113H71ZM76 115H77V113H75ZM79 114H80V112H79ZM78 114V115H79ZM89 114V113H88ZM113 114V113H112ZM115 114V113H114ZM154 114V113H153ZM176 114H174L175 116H177ZM181 114V113H180ZM194 114V113H193ZM230 114V113H229ZM233 114V113H232ZM240 114V113H239ZM238 114V115H239ZM250 114V113H249ZM252 114H250V115H252ZM82 115H83V113H82ZM99 115V114H98ZM98 115H96V116H98ZM104 115H106V114H104ZM104 115H102V116H104ZM108 115V114H107ZM131 115H132V113H130L129 114V112H126L125 114H122V118L120 117L119 118V120L120 121H124V119H130L131 118ZM139 115V114H138ZM170 115V114H169ZM173 115V114H172ZM170 116V118H172L173 120H174V117L173 116ZM227 114H225V116H226ZM235 115V114H234ZM258 115V114H257ZM9 116V115H8ZM33 116H35V115H33ZM44 116V115H43ZM47 116V115H46ZM60 116H62V115H60ZM66 116V115H65ZM72 117L74 116V114L73 115H71ZM85 116V115H84ZM89 116V115H88ZM100 116V115H99ZM111 116V115H110ZM118 117H119V114L117 115ZM140 116H141V114H140ZM146 116V115H145ZM148 116V115H147ZM163 116V115H162ZM167 116V115H166ZM230 116V115H229ZM240 116V115H239ZM259 116V115H258ZM3 117V116H2ZM75 117V116H74ZM77 117V116H76ZM83 117V116H82ZM105 117V116H104ZM112 117V116H111ZM114 117H116V116H114ZM164 117V116H163ZM209 117V116H208ZM242 117V116H241ZM264 117V116H263ZM15 118H16V116H15ZM15 118L13 117V115H12V117H11V121H9V124H11V125H9V124H5V122H3V124H5V126H7V128L9 129V133L10 134H14L16 131H19V130H21V129H23V126L22 125H17L16 124V120H15ZM18 118V117H17ZM16 118V119H17ZM27 118V117H26ZM33 119H31L29 122H28V124L30 123V122H36L37 121V118L39 119V117H37V115L35 116V117H32ZM49 118H50V116H49ZM58 118V117H57ZM65 118H68V116L67 117H65ZM80 118V117H79ZM83 118H85V117H83ZM87 118V117H86ZM93 118V117H92ZM103 118V117H102ZM108 118H109V116H108ZM108 118H107V120H108ZM145 118L146 117H141L140 118V120H138V122H136V125L137 124H139L141 127L140 128H137L136 130H135V132L133 133L132 131L134 130L132 127L131 128H128V129H126V130H122L123 132H122V134H124V135H134L135 133L136 134H139V135H142V137H140V139L139 140H141L140 142L141 143H139L140 144V146H143L144 148H147L148 150L149 149H151V152H147L146 151V149H145V152H142V158H144V162H150V161H152L151 159L152 158H150L151 156H157V157H155V158H159L158 157V155H157V153L161 150L162 152H163V150L166 148L167 149V147H166V145L167 144H170V145H173V149H175L176 148V146L178 147V146H180V145H184V147L183 148H185L186 150L188 149V148H194V147H197L198 149L197 150H199V145H203V144H206V145H208V146H210V148H212L213 149V152L211 151V153L213 154L212 155V158H213V162H219L220 163V160L222 161V159L224 158L223 157V155L227 152V150L229 149H227V145L231 142V141H233L236 137H238V135L232 130V129H229V131L227 130V132H225V134H224V136H222L223 134H220L221 136H215L216 135V133H215V135L214 136H210V134H208V131H205V129L204 130H196V129H193V128H188L187 127V129H185L184 131H178L179 129H180V122H179V120L178 121H173V122H168V124H166V125H162L161 123H160V121H159V124L158 125H156V126H149L148 125V122H146L147 123V125L146 124H144L145 123V121H147V120H145ZM166 118V117H165ZM238 118V117H237ZM236 118V119H237ZM255 118V117H254ZM261 118V117H260ZM5 119V118H4ZM19 119H21V118H19ZM40 119H42V118H40ZM48 119V118H47ZM62 119V118H61ZM89 119L90 118H88V122H89ZM96 119V118H95ZM95 119H93V120H95ZM100 119V118H99ZM151 119V118H150ZM176 119V118H175ZM179 119V118H178ZM197 119V118H196ZM234 119V118H233ZM1 120V119H0ZM43 120V119H42ZM45 120H46V118H45ZM55 120H57V119H55ZM69 120V119H68ZM87 120V119H86ZM101 120H103V119H101ZM101 120H99V122L101 121ZM106 120V121H107ZM110 120V119H109ZM114 120V119H113ZM151 120H153V119H151ZM162 120V119H161ZM224 120V119H223ZM227 120V119H226ZM248 120H250V119H248ZM5 121V120H4ZM19 121V120H18ZM44 121V120H43ZM58 121V120H57ZM63 121H65L64 119H63ZM82 121H84V120H82ZM81 121V122H82ZM118 121V120H117ZM168 121H169V119H168ZM192 121V120H191ZM228 121V120H227ZM226 121V122H227ZM234 121H237V120H234ZM242 121H243V119H242ZM252 121V120H251ZM250 121V122H251ZM261 121V120H260ZM1 122V121H0ZM8 122V121H7ZM78 122V121H77ZM87 122V123H88ZM93 122V121H92ZM95 122H97V121H95ZM109 123H110V121H108ZM107 122V123H108ZM188 122H189V119H188ZM200 122V121H199ZM245 122V121H244ZM2 123V122H1ZM0 123V124H1ZM14 123V124H13ZM18 123V122H17ZM19 123H20V121H19ZM23 123V122H22ZM38 123H39V121H38ZM42 123V122H41ZM75 123V122H74ZM73 123V124H74ZM79 123V122H78ZM84 123V122H83ZM89 123H91V122H89ZM88 123V126L90 125ZM103 123H104V121H103ZM103 123H102V125H103ZM135 123V122H134ZM149 123H151V121L149 122ZM154 123H156V122H154ZM153 123V124H154ZM222 123V122H221ZM224 123V122H223ZM234 123V122H233ZM236 123V122H235ZM248 123V122H247ZM48 124V123H47ZM52 124V123H51ZM51 124H50V126H51ZM72 124V123H71ZM111 124H112V122H111ZM124 124V123H123ZM127 124V123H126ZM125 124V125H126ZM165 124V123H164ZM192 124V123H191ZM196 124V123H195ZM198 124V123H197ZM206 124V123H205ZM210 124V123H209ZM238 124H241V122H239ZM25 125V124H24ZM34 125H36V124H34ZM77 125H80V124H77ZM94 125V124H93ZM96 125V124H95ZM101 125V124H100ZM130 125V124H129ZM188 125V124H187ZM201 125V124H200ZM231 125H233L232 123H231ZM242 125V124H241ZM4 126V125H3ZM65 126H67V125H65ZM69 126H70V124H69ZM87 126V127H88ZM105 126H106V124H105ZM109 126V125H108ZM127 126V125H126ZM184 126V125H183ZM190 126V125H189ZM194 126V125H193ZM197 126V125H196ZM203 126V125H202ZM201 126V127H202ZM229 126H230V124H229ZM249 126V125H248ZM264 126V125H263ZM91 127V126H90ZM120 127H121V125H120ZM204 127H205V125H204ZM208 127V126H207ZM231 127V126H230ZM235 128H236V126H234ZM243 127H244V124H243ZM1 128V127H0ZM30 128V127H29ZM42 128H43V126H42ZM70 128V127H69ZM68 128V129H69ZM124 128H125V126H124ZM123 128V129H124ZM179 128V129H178ZM206 128V127H205ZM213 128V130H212V134H214L213 133V131H214V127H212ZM240 128V127H239ZM7 129V130H8ZM33 130H34V128H32ZM48 129V128H47ZM64 129V128H63ZM62 128H61V130H63ZM95 130H96V128H94ZM93 129V130H94ZM98 129V128H97ZM107 129V128H106ZM178 129V130H177ZM202 129V128H201ZM219 129V128H218ZM221 129V128H220ZM225 129H227V128H225ZM244 129V128H243ZM38 130H40V129H38ZM51 130V129H50ZM71 130V129H70ZM73 130V129H72ZM211 130V129H210ZM237 130V129H236ZM27 131H29V130H27ZM37 131V130H36ZM54 131V130H53ZM59 131V130H58ZM106 131V130H105ZM7 132V133H8ZM64 132H65V130H64ZM96 132V131H95ZM99 132V131H98ZM97 132V133H98ZM121 132V131H120ZM218 132V131H217ZM220 132V131H219ZM259 132V131H258ZM264 130L262 129L261 131H260V133L258 134L259 136H264ZM7 133H4V134H2V133H0V137H2L3 139L4 138H7V136L10 138L11 136H10V134H7ZM39 133V132H38ZM37 133V134H38ZM42 133V132H41ZM57 133V132H56ZM69 133V132H68ZM73 133V132H72ZM81 133H82V131H81ZM130 133H133V134H130ZM221 133V132H220ZM20 134V133H19ZM52 134V133H51ZM54 134V133H53ZM52 134V135H53ZM61 134V133H60ZM84 134H85V132H84ZM18 135V134H17ZM21 135V134H20ZM32 135V134H31ZM44 135H45V133H44ZM79 135H80V133H79ZM88 135V133L86 134V136ZM100 136H102V134H99ZM118 135V134H117ZM119 135H120V133H119ZM218 135V134H217ZM13 136V135H12ZM15 136V135H14ZM22 136H24V135H22ZM27 136V135H26ZM29 136H30V134H29ZM35 136H37V135H35ZM42 136V135H41ZM51 136V135H50ZM54 136V135H53ZM63 136H64V134H63ZM93 136V135H92ZM106 136V135H105ZM259 136H258V138L257 139H259ZM262 136V137H263ZM16 137V136H15ZM18 137V136H17ZM33 137V136H32ZM39 137V136H38ZM43 137V136H42ZM42 137H40V138H42ZM77 137V136H76ZM81 137H82V135H81ZM107 137H109V134H108V136H106V138ZM255 137V136H254ZM253 137V138H254ZM27 138H28V136H27ZM59 138H61V137H59ZM63 138V137H62ZM69 138V137H68ZM78 138H80V137H78ZM90 138H91V135H90ZM90 138H87V139H90ZM96 138V137H95ZM130 137H128V139H129ZM132 138H133V136H132ZM132 138H130V140H128L127 138H125V139H123V140H121V136H119L112 144L110 143V144H108L106 147H104L105 145H106V143L104 144V148H101L100 150H98L93 156H91V157H89V158H87L86 160H85V162L82 164V166H80L77 170H76V172L73 174V177L72 176H70V178L68 177V179H66L65 181H63L64 183V185H67L66 186V189H67V187H71V186H73V185H76V186H82V188L80 189V190H78L77 189V191H72V188L70 189L71 190V192H72V198L71 199H69L70 201H68L67 200V198H65V196H63V194H65L62 190L60 191V192H55L56 190L54 189V188H50L51 187V185H50V183H49V185H50V187L49 186H46V188H44L43 187V189H44V191H41L39 194L37 193V196H31L32 198H28V200L25 202L26 203V205L25 206H28V208L26 209V210H24V212L22 213L23 215H22V217L20 218L19 217V214H18V218H20V220L22 219L23 220V218L24 217H26L27 219H29L30 220V223H28V225L27 226H23V225H21V223L20 222H18V221H15V219L14 220H12V221H15L13 224H12V226H13V232L14 233H16V235H18L19 237H21L22 236V234H30L31 235V233L32 232H35V230L33 231V227H35L34 225H36L40 220L38 219L44 212L47 214L46 216H49L50 218H52L53 219V217L54 216H51V215H53V214H51V213H53V211L55 210H57V211H59V212H72V214L74 213V212H78V211H82V210H85L84 209V207H85V204H86V201H87V198L85 199L84 197H86L87 195L84 193V191H85V189L88 187L87 186V184H86V180L88 179L89 180V178H87L88 176V173L90 172V170L92 169V168H94V167H98L99 169V171H101L102 173H101V175L102 174H107L108 175V172H109V170H110V166H111V164L110 163H112L116 158H118V156H117V154H116V148H118L120 145L122 146V148H126L127 147V149L131 146V143H132ZM135 138V137H134ZM239 138V137H238ZM2 139V140H3ZM13 139H15V138H13ZM16 139H18V138H16ZM20 139H22V138H20ZM37 139V138H36ZM57 139V138H56ZM74 139H75V136H74ZM86 138H84V140H85ZM110 139V138H109ZM137 139V138H136ZM1 140V139H0ZM5 140V139H4ZM31 140V139H30ZM35 140V139H34ZM39 140V139H38ZM37 140V141H38ZM43 140V139H42ZM67 139H65V141H66ZM70 140H71V138H70ZM104 140V139H103ZM110 140H112V139H110ZM138 140V139H137ZM239 140V139H238ZM253 140V139H252ZM8 141V140H7ZM25 141H27L26 139H25ZM29 141V140H28ZM32 141V140H31ZM36 141V140H35ZM41 141V140H40ZM73 141V140H72ZM80 141V140H79ZM78 141V142H79ZM83 140H81L80 142H82ZM92 141V140H91ZM91 141H90V143H91ZM95 141V140H94ZM105 141H106V139H105ZM108 141V140H107ZM235 141V140H234ZM233 141V142H234ZM16 143H17V140L15 141ZM14 142V143H15ZM34 142V141H33ZM63 142V141H62ZM77 142V143H78ZM102 142V141H101ZM109 142V141H108ZM107 142V143H108ZM110 142H112V141H110ZM118 142H120L119 144V146L117 147V144H118ZM139 142V141H138ZM236 142V141H235ZM13 143V142H12ZM25 143V142H24ZM23 142H22V146H23V144H24ZM28 144H29V142H27ZM32 143V142H31ZM44 143V145H45V141L43 142ZM56 143V142H55ZM58 143V142H57ZM64 143V142H63ZM84 143V141L82 142V144ZM256 143V142H255ZM10 144V143H9ZM33 144H35V143H33ZM38 144H40V143H38ZM38 144H37V146H38ZM41 144H42V142H41ZM47 145H48V143H46ZM52 144V143H51ZM50 144V145H51ZM66 144H68V142L66 141ZM72 144H74V143H72ZM76 144V143H75ZM81 144V143H80ZM79 144V145H80ZM94 144V143H93ZM133 144V143H132ZM138 144V145H139ZM233 144V143H232ZM254 144V143H253ZM30 145V144H29ZM43 145V146H44ZM69 145H71V144H69ZM90 145V144H89ZM98 145V144H97ZM103 145V144H102ZM136 145V144H135ZM205 145V146H206ZM235 145V144H234ZM248 145V144H247ZM250 145V144H249ZM248 145V146H249ZM19 146V145H18ZM31 146V145H30ZM37 147L36 146V144L35 145H33V147ZM58 146V145H57ZM61 146V145H60ZM77 146V145H76ZM95 146V145H94ZM137 146V145H136ZM135 146V147H136ZM199 146V147H198ZM229 146V145H228ZM252 146V145H251ZM261 146H263V145H261ZM32 147V146H31ZM64 147H66V146H64ZM69 147V146H68ZM83 147V146H82ZM86 147V146H85ZM142 147V148H143ZM171 147V146H170ZM181 147V146H180ZM232 147H233V145H232ZM238 147V146H237ZM8 148V147H7ZM6 148V149H7ZM19 148V147H18ZM20 148H21V146H20ZM19 148V149H20ZM23 148H24V146H23ZM38 148V147H37ZM37 148H31V149H28V152H29V154H32V155H36V156H38V155H40V152L39 151H37V150H39V148L37 149ZM43 148V147H42ZM45 148V147H44ZM51 148V147H50ZM50 148H48V149H50ZM97 148H98V146H97ZM100 148V147H99ZM121 148V147H120ZM139 148V147H138ZM179 148V147H178ZM201 148V147H200ZM260 148H262V147H260ZM14 149V148H13ZM17 149V148H16ZM26 149V148H25ZM74 149V148H73ZM83 149H85V148H83ZM89 149H90V147H89ZM119 149V148H118ZM117 149V150H118ZM131 149V148H130ZM169 150H171L170 148H168ZM167 149V150H168ZM177 149V148H176ZM207 149H208V147H207ZM245 149V148H244ZM8 150H10V148H8ZM15 150V149H14ZM22 150V149H21ZM24 150V149H23ZM58 150V149H57ZM64 150V149H63ZM66 150V149H65ZM64 150V151H65ZM81 150V149H80ZM126 150V149H125ZM129 150V149H128ZM127 150V151H128ZM168 150V151H169ZM183 150V149H182ZM189 150V149H188ZM195 150V149H194ZM204 150V149H203ZM231 150V149H230ZM233 150V149H232ZM247 150V149H246ZM252 150V149H251ZM43 151V150H42ZM45 151H46V149H45ZM44 151V152H45ZM52 151V150H51ZM74 151V150H73ZM140 151H141V149H140ZM160 151V152H161ZM190 151H192V150H190ZM190 151H188V156H189V152ZM221 151H225V153L224 152H221ZM236 151V150H235ZM240 151V150H239ZM253 151V150H252ZM262 151V150H261ZM0 152H2L1 151V149H0ZM18 152H20V151H18ZM23 152V151H22ZM26 152V151H25ZM67 152V151H66ZM68 152H70V151H68ZM87 152H88V149H87ZM92 152V151H91ZM118 152V151H117ZM120 152V151H119ZM133 152V151H132ZM135 152H138L139 153V150H136ZM172 152V151H171ZM183 152H185V151H183ZM187 152V151H186ZM197 152V151H196ZM195 152V154L197 155V153ZM200 152V151H199ZM209 152H210V150H209ZM27 153V152H26ZM48 153V152H47ZM65 153V152H64ZM78 153V152H77ZM81 153V152H80ZM90 153V152H89ZM122 153H123V151H122ZM164 153V152H163ZM166 153V152H165ZM179 153V152H178ZM191 153V152H190ZM194 153V152H193ZM201 153H203L202 151L200 152V154ZM230 153V152H229ZM232 153V152H231ZM231 153H230V155H231ZM237 153H238V151H237ZM247 153V152H246ZM2 154V153H1ZM12 154V153H11ZM14 154V153H13ZM18 154V153H17ZM22 154V153H21ZM20 154V155H21ZM41 154H43V152L41 153ZM50 154H51V152H50ZM53 154V153H52ZM55 154V153H54ZM71 154V153H70ZM72 154H73V152H72ZM82 154V153H81ZM83 154H85V153H83ZM82 154V155H83ZM137 154V153H136ZM162 154V153H161ZM171 154V153H170ZM169 154V155H170ZM175 158H176V156H177V150H176V152H175ZM185 154V153H184ZM192 154V153H191ZM199 154V155H200ZM248 154V153H247ZM6 155V154H5ZM8 155V154H7ZM16 155V154H15ZM15 155H14V159L16 158L15 157ZM60 155H61V153H60ZM60 155H58L57 154V156H60ZM63 155V154H62ZM68 155V154H67ZM74 155V154H73ZM72 155V156H73ZM78 155V154H77ZM80 155V154H79ZM86 155V154H85ZM84 155V156H85ZM88 155V154H87ZM119 155V154H118ZM166 155V154H165ZM173 155V154H172ZM193 155V154H192ZM208 155V154H207ZM235 155V154H234ZM240 155V154H239ZM251 155V154H250ZM260 155V154H259ZM1 156V155H0ZM17 156V155H16ZM23 156V155H22ZM30 156V155H29ZM66 156V155H65ZM75 156V155H74ZM83 156V157H84ZM126 156V155H125ZM125 156H123V158H125ZM131 157H132V155H130ZM137 156H139L140 157V155H136V158H138ZM162 156H163V154H162ZM179 156H180V154H179ZM183 156V155H182ZM186 156H187V154H186ZM246 156V155H245ZM244 156V157H245ZM252 156V155H251ZM10 157V156H9ZM19 157V156H18ZM21 157V156H20ZM23 157H25V156H23ZM32 157V156H31ZM41 157V156H40ZM68 157V156H67ZM79 157V156H78ZM82 157V158H83ZM102 157V158H101ZM127 157H128V155H127ZM134 157V156H133ZM140 157V158H141ZM173 157V156H172ZM183 157H185V156H183ZM202 157H205V156H202ZM233 157V156H232ZM27 158H29V157H27ZM61 158H62V156H61ZM68 158H70V157H68ZM81 158V157H80ZM120 158H121V156H120ZM130 158V157H129ZM136 158H134V159H136ZM168 158V157H167ZM182 158V157H181ZM198 158H201V157H199L198 156ZM198 158H197V160H198ZM236 158V157H235ZM23 159V158H22ZM20 160V161H23V160ZM25 159V158H24ZM33 159H34V157H33ZM33 159H32V161H33ZM41 159H43V160H40V161H42V165L40 166V170L39 171H37L38 173H36V172H34L32 169H28V172L26 171V173L24 174V178H25V176L26 177H29V178H34V176L36 177H38V179L39 178H44V177H46L48 174H49V172L50 171H52V169H55L56 167H57V165H56V162H54L55 160H57V158L56 157H54V156H44V157H42ZM60 159V158H59ZM72 159V158H71ZM160 159V158H159ZM172 159H174V158H172ZM177 159V158H176ZM175 159V160H176ZM180 159V158H179ZM191 159V158H190ZM195 159V158H194ZM225 159V158H224ZM228 159H230L229 157H228ZM243 159V158H242ZM0 160H1V158H0ZM18 160H19V158H18ZM17 160V161H18ZM27 160V159H26ZM25 160V161H26ZM29 160V159H28ZM34 160H36V159H34ZM60 160H62V159H60ZM65 160H67V159H65ZM77 160V159H76ZM122 160V159H121ZM129 160V159H128ZM131 160V159H130ZM165 160V159H164ZM164 160H162V161H164ZM175 160H173V161H175ZM183 160V159H182ZM181 160V161H182ZM189 160V159H188ZM209 160V159H208ZM233 160V159H232ZM3 161H4V159H3ZM5 161H7V160H5ZM14 161V160H13ZM16 161V162H17ZM63 161V160H62ZM62 161H60L61 163H62ZM83 161V160H82ZM126 161V160H125ZM140 161V160H139ZM178 161H180V160H178ZM177 161V162H178ZM204 161H205V158L203 159H199L198 160V162H197V164L195 165V168L193 169V175L194 174H202L203 172H202V170H204V168H205V166H206V164H208V163H204ZM229 161V160H228ZM258 161V160H257ZM8 162V161H7ZM6 162V163H7ZM15 162V161H14ZM13 162V163H14ZM26 162H29V161H26ZM72 162V161H71ZM153 162V161H152ZM187 162V161H186ZM185 162V163H186ZM206 162V161H205ZM236 162V161H235ZM243 162V161H242ZM12 163V162H11ZM18 163H20L19 161L17 162V164ZM22 163V162H21ZM31 163V162H30ZM33 163V162H32ZM64 163V162H63ZM69 163V162H68ZM78 163V162H77ZM80 163H82V162H80ZM142 163V162H141ZM163 162H161V164H162ZM170 163H172V162H169V163H167V167L169 166L168 164H170ZM181 163V162H180ZM193 163H195V162H193ZM73 164H75V162L73 163ZM123 164V163H122ZM122 164H119V165H121L122 166ZM129 164V163H128ZM136 164H138V163H136ZM142 164H144V163H142ZM165 164H166V162H165ZM164 164V165H165ZM172 164H174V166H175V163H172ZM184 164V163H183ZM189 164H191V163H189ZM214 164H216V163H214ZM223 164V163H222ZM20 165V164H19ZM24 166H25V164H23ZM23 165H20V166H23ZM32 165V164H31ZM30 165V166H31ZM60 165V164H59ZM114 165V164H113ZM132 166H133V164H131ZM148 165V164H147ZM150 165H153V164H150ZM155 165V164H154ZM178 165H182V164H178ZM194 165V164H193ZM224 165V164H223ZM229 165V164H228ZM2 166H3V164H2ZM23 166V167H24ZM28 166V165H27ZM29 166V167H30ZM35 166V165H34ZM34 166H32L33 168H34ZM67 166V165H66ZM73 166V165H72ZM115 166V165H114ZM117 166V165H116ZM172 166V165H171ZM173 166V167H174ZM210 166V165H209ZM10 167V166H9ZM22 167V168H23ZM71 167V166H70ZM74 167V166H73ZM113 167V166H112ZM119 167V166H118ZM127 167V166H126ZM125 167V168H126ZM152 167V166H151ZM154 167V166H153ZM181 168H183L182 166H180ZM184 167H186V166H184ZM208 167V166H207ZM219 167V166H218ZM15 168V167H14ZM25 168H27L26 166H25ZM36 168V167H35ZM58 168V167H57ZM77 168V167H76ZM115 168V167H114ZM120 168V167H119ZM133 168V167H132ZM134 168H136V166H135V164H134ZM156 168V167H155ZM211 168V167H210ZM210 168H209V170H210ZM10 169V168H9ZM12 169V168H11ZM16 169H17V167H16ZM71 169V168H70ZM74 169V168H73ZM117 169V168H116ZM141 169V168H140ZM139 169V170H140ZM154 169V168H153ZM157 169V168H156ZM164 169H166L165 168V166H163V167H160V168H158L156 171H158V173H160L162 170H164ZM178 169V168H177ZM229 169V168H228ZM13 170V169H12ZM18 170H19V168H18ZM17 170V171H18ZM23 170H24V168H23ZM37 170V169H36ZM63 170H64V167H63ZM67 170V169H66ZM93 170V169H92ZM97 169H96V171H98ZM113 170H115V169H113ZM112 170V171H113ZM121 170V169H120ZM123 170V169H122ZM137 170V169H136ZM149 170V169H148ZM155 170V169H154ZM170 170V169H169ZM174 170V169H173ZM183 170V169H182ZM185 170V169H184ZM183 170V171H184ZM206 170V169H205ZM231 170V169H230ZM256 170V169H255ZM2 171V170H1ZM7 171H9V170H7ZM15 171V170H14ZM20 171H21V167H20ZM58 171V170H57ZM70 171V170H69ZM71 171H72V169H71ZM95 171V172H96ZM126 171V170H125ZM124 171V172H125ZM135 171V170H134ZM167 170H165V172H166ZM179 171V170H178ZM177 171V172H178ZM224 171V170H223ZM11 172H13V171H11ZM21 172H23V171H21ZM74 172V171H73ZM113 172H116V171H113ZM130 172V171H129ZM140 172V171H139ZM139 172H137V173H139ZM147 172V171H146ZM150 172V171H149ZM152 172H153V170H152ZM209 172V171H208ZM6 173V172H5ZM14 173V172H13ZM28 173V175H26ZM66 173V172H65ZM64 173V174H65ZM91 173H94V172H91ZM117 173V172H116ZM135 173V172H134ZM141 173V172H140ZM172 173V172H171ZM183 173V172H182ZM184 173H186V171L184 172ZM206 174H207V172H205ZM212 173V172H211ZM223 173H225V172H223ZM228 173V172H227ZM251 173V172H250ZM2 174H3V172H2ZM1 174V175H2ZM15 174V173H14ZM17 174V173H16ZM21 174V173H20ZM23 174L22 175H19L20 176V178H22L21 176H23ZM52 174V173H51ZM97 174V173H96ZM127 174V173H126ZM153 174V173H152ZM210 174V173H209ZM43 175V176H42ZM53 175V174H52ZM65 175H67V174H65ZM93 175V174H92ZM91 175V177H94V176H92ZM95 175V174H94ZM111 175V174H110ZM119 175V174H118ZM121 175H124V173L123 174H121ZM130 175V174H129ZM155 175V174H154ZM153 175V176H154ZM172 175H173V173H172ZM184 175V174H183ZM185 175H187V174H185ZM6 176H7V174H6ZM6 176H5V178H6ZM13 176H16V175H13ZM51 176V175H50ZM49 176V177H50ZM97 176V175H96ZM113 177H115L114 175H112ZM111 176V177H112ZM204 176V175H203ZM58 177V176H57ZM56 177V178H57ZM99 177V176H98ZM104 177V176H103ZM105 177H107V176H105ZM127 177V176H126ZM158 177V176H157ZM167 177V176H166ZM197 177H198V175H197ZM219 177V176H218ZM0 178H2L1 176H0ZM8 178V177H7ZM50 178H52V177H50ZM54 178H55V176H54ZM117 178V177H116ZM139 178V177H138ZM177 178V177H176ZM184 178V177H183ZM36 179V178H35ZM45 179V178H44ZM49 179V178H48ZM99 179V178H98ZM105 179V178H104ZM141 179V178H140ZM167 179V178H166ZM182 178H180V180H181ZM185 179V178H184ZM183 179V180H184ZM193 179H194V176H193ZM217 179V178H216ZM3 180V179H2ZM7 180V179H6ZM6 180H5V184H6ZM17 180V179H16ZM23 180V179H22ZM21 180V181H22ZM25 180V179H24ZM23 180V181H24ZM27 180H29V179H27ZM41 180H43V179H41ZM64 180V179H63ZM92 180V179H91ZM101 180V179H100ZM112 180V179H111ZM115 180V179H114ZM113 180V181H114ZM118 180V179H117ZM127 180V179H126ZM133 180V179H132ZM169 180H171V181H174L175 180V178L173 179L172 177H171V179L169 178ZM8 181V180H7ZM11 181V180H10ZM19 181V180H18ZM35 181V180H34ZM33 181V182H34ZM55 181V180H54ZM90 181V180H89ZM116 181V180H115ZM122 181H123V179H122ZM124 181H125V178H124ZM127 181H129V180H127ZM137 181V180H136ZM143 181V180H142ZM150 181V180H149ZM153 181H155V180H153ZM170 181V182H171ZM179 181V180H178ZM212 181V180H211ZM16 182V181H15ZM20 182V181H19ZM25 182H26V180H25ZM40 182V181H39ZM56 182V181H55ZM59 182V181H58ZM57 182V183H58ZM60 182H61V180H60ZM91 182H93V181H91ZM103 182V180L101 181V183ZM110 182V181H109ZM131 182V181H130ZM157 182H159V181H157ZM170 182H168V183H170ZM4 183V182H3ZM9 184H10V182H8ZM21 183V182H20ZM30 183V182H29ZM28 183V184H29ZM44 183V182H43ZM45 183H46V179H45ZM62 183V182H61ZM94 183V182H93ZM106 183V182H105ZM108 183V182H107ZM112 183V182H111ZM116 183V182H115ZM119 183H121V182H119ZM136 183V182H135ZM141 183V182H140ZM151 183V182H150ZM149 183V184H150ZM154 183V182H153ZM196 183V182H195ZM15 184V183H14ZM14 184H12V185H14ZM17 184H19V183H17ZM22 184V183H21ZM41 184V183H40ZM47 184H48V182H47ZM118 184V183H117ZM122 184V183H121ZM125 184V183H124ZM128 184H129V182H128ZM132 184V183H131ZM148 184V185H149ZM3 185V184H2ZM16 185V184H15ZM15 185H14V187H15ZM37 185V184H36ZM43 185V184H42ZM53 185V184H52ZM57 185V184H56ZM63 185V186H64ZM94 185V184H93ZM99 185V184H98ZM97 185V186H98ZM101 185H103V184H101ZM109 185V184H108ZM133 186H134V184H132ZM147 185V186H148ZM174 185H175V183H174ZM180 185V184H179ZM6 186V185H5ZM4 186V187H5ZM8 186V185H7ZM6 186V187H7ZM10 186V185H9ZM18 186V185H17ZM24 186V185H23ZM33 186V185H32ZM55 186V185H54ZM59 186V185H58ZM62 186V185H61ZM92 186V185H91ZM100 186V185H99ZM117 186V185H116ZM119 186V185H118ZM130 186V185H129ZM19 187H21V186H19ZM36 187V186H35ZM39 187V186H38ZM38 187H36L37 189H38ZM41 187V186H40ZM92 187H94V186H92ZM95 187H96V185H95ZM100 187H102V186H100ZM105 187V186H104ZM122 187V186H121ZM140 187V186H139ZM175 187V186H174ZM182 187V186H181ZM24 188H25V186H24ZM31 188V187H30ZM34 188V187H33ZM42 188V187H41ZM75 188V187H74ZM118 188V187H117ZM138 188V187H137ZM144 188V187H143ZM149 188V187H148ZM152 189H153V187H151ZM155 188V187H154ZM163 188V187H162ZM15 189H16V187H15ZM21 189H23V188H21ZM28 189V188H27ZM42 189V190H43ZM58 189V188H57ZM63 189V188H62ZM76 189V188H75ZM147 189V188H146ZM168 189V188H167ZM259 189V188H258ZM24 190H26V189H24ZM31 190V189H30ZM40 190V189H39ZM51 190H55V191H51ZM59 190V189H58ZM88 190V189H87ZM91 190V189H90ZM89 190V191H90ZM124 190V189H123ZM127 190V189H126ZM150 190V189H149ZM166 190V189H165ZM256 190V189H255ZM16 191V190H15ZM17 191H19V190H17ZM21 191V190H20ZM28 191V190H27ZM36 191V190H35ZM120 191V190H119ZM170 191V190H169ZM0 192H3V193H0V201H4L5 202V200H7L6 198L8 197V195H12V194H10L8 191H2V190H0ZM26 192V191H25ZM29 193H30V191H28ZM32 192V191H31ZM38 192V191H37ZM81 192V193H80ZM103 192V191H102ZM109 192V191H108ZM111 192H112V189H111ZM146 192V191H145ZM149 192V191H148ZM164 192V191H163ZM162 192V193H163ZM185 192V191H184ZM12 193V192H11ZM13 193H14V191H13ZM89 193H91V192H89ZM113 193V192H112ZM117 193H118V190H117ZM129 193V192H128ZM138 193V192H137ZM142 193V192H141ZM153 193V192H152ZM165 193H168V191L166 190V192H164L163 194H165ZM178 193V192H177ZM16 194V193H15ZM22 194H23V192H22ZM32 194V193H31ZM68 194V193H67ZM109 194V193H108ZM111 194V193H110ZM139 194V193H138ZM183 194V193H182ZM228 194V193H227ZM24 195H26V194H24ZM30 195V194H29ZM107 195V194H106ZM118 195H119V193H118ZM140 195V194H139ZM249 195H250V193H249ZM98 196V195H97ZM111 196H112V194H111ZM110 196V197H111ZM136 196H137V194H136ZM141 196H142V194H141ZM118 197V196H117ZM140 197V196H139ZM183 197V196H182ZM238 197V196H237ZM12 198V197H11ZM16 198V197H15ZM141 198V197H140ZM139 198V199H140ZM151 198V197H150ZM9 199H10V197H9ZM8 199V200H9ZM18 199V198H17ZM16 199V200H17ZM26 199V198H25ZM113 199V198H112ZM132 199V198H131ZM130 199V200H131ZM137 199V198H136ZM174 199H176V198H174ZM24 200V199H23ZM114 200V199H113ZM154 200H156V199H154ZM12 201V200H11ZM136 201V200H135ZM140 201V200H139ZM142 201H143V199H142ZM176 202H177V199L175 200ZM7 202V201H6ZM19 202V201H18ZM28 202V203H27ZM116 202V201H115ZM134 202V201H133ZM173 202V201H172ZM179 202V201H178ZM24 203V204H25ZM106 203V202H105ZM129 203V202H128ZM127 203V204H128ZM135 203H137V202H135ZM158 203H160V202H158ZM14 204V203H13ZM41 205V207L39 208V206L38 205ZM77 205V206H74V207H76L75 209L73 208H71V207H73L72 205ZM112 204V203H111ZM122 204V203H121ZM120 204V205H121ZM130 204V203H129ZM133 204V203H132ZM151 204H152V201H151ZM154 204V203H153ZM156 204H157V200H156ZM163 204V203H162ZM162 204H160V205H162ZM179 204V203H178ZM214 204V203H213ZM15 205V204H14ZM16 205H17V203H16ZM19 205V204H18ZM22 204H20V206H21ZM93 205V204H92ZM115 205H116V203H115ZM172 205V204H171ZM95 206V205H94ZM152 207H154L153 205H151ZM158 206V205H157ZM14 207V206H13ZM13 207H9V204L5 207V208H7V209H9L10 211L13 209ZM24 207V206H23ZM88 207V206H87ZM86 207V208H87ZM90 207V206H89ZM162 207V206H161ZM160 207V208H161ZM11 208V209H10ZM93 208V207H92ZM95 208V207H94ZM133 208V207H132ZM142 208V207H141ZM156 209H158L157 207H155ZM163 208V207H162ZM3 209V208H2ZM1 209V210H2ZM16 209H17V207H16ZM89 209V208H88ZM128 209V208H127ZM21 210V209H20ZM108 210V209H107ZM124 210V209H123ZM148 210V209H147ZM160 210H162V209H160ZM163 210H165V209H163ZM171 210V209H170ZM194 210V209H193ZM210 210V209H209ZM242 210V209H241ZM18 211V210H17ZM23 211V210H22ZM91 211V210H90ZM128 211V210H127ZM145 211H146V208H145ZM167 211V210H166ZM5 212H7V210L6 209H4L1 213H0V219L3 217V218H5L6 216L5 215H3ZM19 212H21V211H19ZM148 212V211H147ZM164 212V211H163ZM170 212V211H169ZM12 213V212H11ZM81 213V212H80ZM89 213V212H88ZM110 213H112V212H110ZM123 213V212H122ZM132 213V212H131ZM134 213H135V211H134ZM166 213V212H165ZM168 213V212H167ZM166 213V214H167ZM8 214V213H7ZM13 214V213H12ZM16 214V213H15ZM69 214V213H68ZM75 214V213H74ZM77 214V213H76ZM82 214V213H81ZM127 214H129V213H127ZM148 214H149V212H148ZM55 215V214H54ZM84 215V214H83ZM86 215V214H85ZM122 215H124V214H122ZM132 215V214H131ZM141 215H143V214H141ZM147 215V214H146ZM171 215V214H170ZM5 216V217H4ZM16 216V215H15ZM21 216V215H20ZM56 216V215H55ZM64 216V215H63ZM72 216V215H71ZM82 216V215H81ZM86 216H88V215H86ZM125 216V215H124ZM128 215H126L125 217H127ZM157 216H159L158 214H157ZM161 216H162V214H161ZM225 216V215H224ZM8 217H9V215H8ZM8 217H6V218H8ZM42 218L41 219H43V216H41ZM48 217V218H49ZM58 217H60V213H59V215L56 217L57 219H59ZM68 217V216H67ZM84 217V216H83ZM135 217V216H134ZM147 217V216H146ZM146 217H145V219H146ZM228 217H230V216H228ZM13 218V217H12ZM16 218V217H15ZM65 218V217H64ZM68 218H70V217H68ZM76 218H77V216H76ZM79 218H81V217H79ZM78 218V219H79ZM130 218H131V216H130ZM138 218V217H137ZM142 218H143V216H142ZM141 218V219H142ZM149 217H147V219H148ZM151 218V217H150ZM149 218V219H150ZM152 218H153V216H152ZM160 218V217H159ZM51 219V220H52ZM61 219H63V218H61ZM88 219V218H87ZM155 218H153V220H154ZM158 219V218H157ZM196 219V218H195ZM1 220H4V219H1ZM18 220V219H17ZM21 220V222H23ZM44 220V219H43ZM64 220V219H63ZM65 220H67V218L65 219ZM83 220V219H82ZM108 220V219H107ZM140 220V219H139ZM144 220V219H143ZM197 220V219H196ZM5 221V220H4ZM4 221H2V223L4 222ZM11 221V220H10ZM53 221V220H52ZM61 221V220H60ZM69 221V220H68ZM76 221V220H75ZM113 221V220H112ZM120 221V223L122 224V223H125V222H129V220H126V219H122V220H119ZM138 221V220H137ZM141 221V220H140ZM174 221V220H173ZM204 221H206V218L204 219ZM210 221V220H209ZM7 222V221H6ZM9 222V221H8ZM43 222V221H42ZM70 222V224H71V221H69ZM77 222V221H76ZM76 222H72L73 224H75ZM206 222H208V221H206ZM1 223V224H2ZM9 223H11V222H9ZM41 223V222H40ZM45 223V222H44ZM61 223V222H60ZM63 223V222H62ZM65 223H66V221H65ZM84 223V222H83ZM82 223V224H83ZM118 223V222H117ZM119 223V224H120ZM132 223H134V222H132ZM131 223V224H132ZM141 223V222H140ZM145 223V222H144ZM224 223V222H223ZM0 224V225H1ZM6 224V223H5ZM72 224V225H73ZM78 224H79V226H81L80 225V223L78 222ZM78 224H77V226H78ZM98 224V223H97ZM118 224V225H119ZM126 224V223H125ZM135 224L137 225V224H139V223H136L135 222ZM142 224H143V222H142ZM141 224V225H142ZM208 224H209V222H208ZM59 225V223H54V221L51 223V225H50V230L48 229V233H45L44 231V233H43V235H40L39 236V238H36L35 236V238L33 239L34 241H36V242H34L35 243V245H34V247H33V249L31 250V253H30V259L32 260L33 258H32V254H33V252H34V250H36L37 249V247L38 248H45V239H48V238H50L52 235L54 236V234H56V233H58V231L56 230V228H58L57 226ZM128 225H129V227H130V224L128 223ZM132 225H134V224H132ZM136 225H134V226H136ZM146 225V224H145ZM5 226V225H4ZM8 226V225H7ZM11 226V225H10ZM91 226V225H90ZM122 226V225H121ZM133 226V227H134ZM144 226V225H143ZM173 226V225H172ZM9 227V226H8ZM40 227V226H39ZM45 227V226H44ZM65 227H67V226H65ZM75 227V226H74ZM105 227V226H104ZM111 227V226H110ZM123 227V226H122ZM133 227H130V228H133ZM36 228V227H35ZM42 228V227H41ZM40 228V229H41ZM62 228H63V226H62ZM61 228V229H62ZM90 228V227H89ZM112 228V227H111ZM119 228H121V227H119ZM119 228H117L118 229V231L119 230H121V229H119ZM124 228H125V226H124ZM128 228V227H127ZM127 228H125L124 230H126L127 231ZM135 228H137V227H135ZM134 228V229H135ZM140 227H139V225H138V228L137 229H139ZM145 228H146V226H145ZM47 229V228H46ZM110 228H107V230H109ZM114 229V228H113ZM136 229V230H137ZM3 230H5V229H3ZM45 230V229H44ZM73 230V229H72ZM106 230V231H107ZM123 230V229H122ZM123 230V231H124ZM146 230V229H145ZM150 230V229H149ZM42 231V230H41ZM71 231V230H70ZM70 231H68V232H70ZM100 231H102V230H100ZM114 231V230H113ZM113 231H111V232H113ZM117 231V230H116ZM180 231H182V230H180ZM240 231V230H239ZM81 232V231H80ZM111 232H109V234L110 235H112L113 233H111ZM115 232V231H114ZM131 232H134V231H132L131 230ZM137 232H139V230H137ZM146 232H148V231H146ZM183 232V231H182ZM241 232V231H240ZM82 233V232H81ZM96 233V232H95ZM124 233H125V231H124ZM34 234V233H33ZM59 234V233H58ZM74 234H75V231H74ZM127 234V233H126ZM130 234V233H129ZM134 234V233H133ZM148 234L149 233H147V236H148ZM180 234V233H179ZM39 235V234H38ZM63 235V234H62ZM87 235V234H86ZM101 235V234H100ZM121 235V234H120ZM125 235V234H124ZM131 235V234H130ZM135 235V234H134ZM137 235V234H136ZM180 235H182V234H180ZM184 235V234H183ZM9 236V235H8ZM37 236V235H36ZM67 236V235H66ZM119 236V235H118ZM117 236V237H118ZM122 236H123V233H122ZM126 236V235H125ZM140 236V235H139ZM185 236V235H184ZM56 237H57V234H56ZM64 237V236H63ZM62 237V238H63ZM113 237V236H112ZM116 237V236H115ZM132 237H133V235H132ZM257 237V236H256ZM54 238V237H53ZM61 238V237H60ZM61 238V239H62ZM126 238V237H125ZM124 238V239H125ZM128 238V237H127ZM139 238V237H138ZM137 238V239H138ZM172 238V237H171ZM173 238H175V237H173ZM176 238H177V236H176ZM183 238V237H182ZM10 242L11 241H13L14 240V238H12V236H10ZM23 239V238H22ZM58 239H59V237H58ZM69 239V238H68ZM103 239V238H102ZM106 239V238H105ZM119 239V238H118ZM129 239V238H128ZM136 238H135V240H133V241H135L136 242V240H137ZM140 239V238H139ZM170 239V238H169ZM180 239H181V236H180ZM179 239V240H180ZM3 240H4V238H3ZM63 240H65V239H63ZM95 240V239H94ZM117 240V239H116ZM127 240V239H126ZM125 240V241H126ZM141 240V239H140ZM16 241V240H15ZM29 241H31L32 242V240L30 239V237H29ZM105 241H107V240H105ZM112 241H113V238H112ZM119 241V240H118ZM122 241V240H121ZM129 241V240H128ZM132 241V242H133ZM138 241V240H137ZM174 241H175V239H174ZM178 241V240H177ZM183 241V240H182ZM9 242V241H8ZM23 242V241H22ZM60 242H61V240H60ZM71 242V241H70ZM96 242V241H95ZM110 242V241H109ZM168 242V241H167ZM171 242V241H170ZM170 242H168V243H170ZM13 243V242H12ZM17 242H15V244H16ZM56 243V242H55ZM121 243H123V242H121ZM129 243V242H128ZM131 243V242H130ZM134 243V242H133ZM166 243V242H165ZM175 243V242H174ZM179 243V242H178ZM8 244H10V243H8ZM57 244H59V243H57ZM65 244H68V242H64L63 243V245H65ZM95 244V243H94ZM106 244V243H105ZM111 244H112V242H111ZM123 244H125V242L123 243ZM123 244H121V245H123ZM138 244V243H137ZM136 244V245H137ZM143 244V243H142ZM176 244H177V242H176ZM11 245V244H10ZM9 245V246H10ZM28 245V244H27ZM33 245H31V246H33ZM61 245V244H60ZM59 245V246H60ZM113 245H115V247H116V243L115 244H113ZM119 245V244H118ZM127 245V244H126ZM130 245V244H129ZM128 245V246H129ZM131 245H132V247L134 248V246H135V244H132L131 243ZM134 245V246H133ZM150 245V244H149ZM153 245V244H152ZM151 245V246H152ZM155 245V244H154ZM157 245V244H156ZM169 245V244H168ZM171 245V244H170ZM57 246V245H56ZM56 246H54V247H56ZM58 246V247H59ZM109 246V244L107 245V247ZM120 246V245H119ZM139 246H140V244H139ZM150 246V247H151ZM166 246H167V244H166ZM14 247V246H13ZM30 247V246H29ZM83 247V246H82ZM127 247V246H126ZM131 247V246H130ZM130 247L128 248V250H130ZM136 247H138V246H136ZM142 247V246H141ZM144 247H146V246H144ZM149 247V248H150ZM155 247V246H154ZM158 247V246H157ZM161 247V246H160ZM159 247V248H160ZM169 247V246H168ZM176 247V246H175ZM177 247H178V244H177ZM198 247V246H197ZM204 247V246H203ZM60 248V247H59ZM66 248H68V247H66ZM113 248V247H112ZM121 248H124V246L122 247L121 246ZM152 248V247H151ZM173 248V250H174V246L172 247ZM206 248V247H205ZM257 248V247H256ZM30 249H31V247H30ZM55 249V248H54ZM119 249V248H118ZM124 249H126V248H124ZM138 249V248H137ZM136 249V250H137ZM146 249V248H145ZM155 248H152V250H154ZM171 249V248H170ZM175 249H177V248H175ZM196 249H198V248H196ZM199 249H200V247H199ZM204 249V248H203ZM203 249H201V250H203ZM207 249V248H206ZM22 250V249H21ZM38 250V249H37ZM52 250V249H51ZM68 250H70V248L68 249ZM67 250V251H68ZM110 250V249H109ZM109 250H106L105 249V252L107 251H109ZM112 250V249H111ZM121 250V249H120ZM123 250V249H122ZM132 250V249H131ZM135 250V251H136ZM144 250V249H143ZM142 250V251H143ZM158 250V249H157ZM195 250V249H194ZM255 250V249H254ZM259 250H261V249H259ZM38 251H40V250H38ZM49 251V250H48ZM64 251V250H63ZM113 251V250H112ZM115 251V250H114ZM134 251V252H135ZM172 251V250H171ZM193 251V250H192ZM204 251V250H203ZM257 251V250H256ZM52 252V251H51ZM56 252V251H55ZM54 252V253H55ZM61 252V251H60ZM65 252V251H64ZM76 252V251H75ZM92 252V251H91ZM120 252V251H119ZM138 252V251H137ZM136 252V253H137ZM146 252V251H145ZM173 252V251H172ZM175 252H176V250H175ZM255 252V251H254ZM24 253V252H23ZM37 253V252H36ZM89 253V252H88ZM88 253H86V254H88ZM108 253H110V252H108ZM107 253V254H108ZM117 253V252H116ZM115 253V254H116ZM129 253H131V251L129 252ZM143 253V252H142ZM186 253V252H185ZM190 252H188V254H189ZM194 253H195V251H194ZM199 253H201V251L199 252ZM204 253V252H203ZM202 253V254H203ZM206 253H207V251H206ZM257 253H259V252H257ZM40 254V253H39ZM43 254V253H42ZM47 254V253H46ZM50 254H52V253H50ZM72 254H74V253H72ZM112 254V253H111ZM127 254V253H126ZM145 254V253H144ZM182 253H180V255H181ZM187 254V253H186ZM185 254V255H186ZM192 254V253H191ZM191 254H190V256H191ZM38 255V254H37ZM48 255V254H47ZM61 255V254H60ZM84 255V254H83ZM118 255V254H117ZM129 255V254H128ZM128 255H126V256H128ZM141 256H142V254H140ZM177 255V254H176ZM199 255V254H198ZM204 255V254H203ZM206 255H208V254H206ZM264 255V254H263ZM5 256H7V255H5ZM44 256V255H43ZM63 256V255H62ZM62 256H61V259H62ZM68 256H70V254H67L66 255V257H64L65 259H68L69 257ZM93 256V255H92ZM107 256H109V255H107ZM119 256H120V254H119ZM126 256H124V257H126ZM179 256V255H178ZM189 256V257H190ZM201 256V255H200ZM212 256V255H211ZM38 257V256H37ZM42 257V256H41ZM56 258H57V256H55ZM114 257V256H113ZM182 257V256H181ZM180 257V258H181ZM194 256H192L191 257V259L193 258ZM47 258V257H46ZM72 258V257H71ZM121 258H122V256H121ZM138 258V257H137ZM185 258H187V256L185 257ZM196 258V257H195ZM200 258V257H199ZM206 258H208V257H206ZM21 259H22V257H21ZM60 259V258H59ZM58 259V260H59ZM79 259V258H78ZM126 259V258H125ZM130 259V258H129ZM128 258H127V260H129ZM163 259V258H162ZM178 259V258H177ZM176 259V260H177ZM197 260H198V257L196 258ZM196 259H195V261H196ZM201 259H203V260H205L204 258H201ZM25 261H26V258L24 259ZM169 260V259H168ZM183 260V262H184V260L185 259H182ZM181 260V261H182ZM202 260V261H203ZM209 260H210V258L209 259H207V262H209ZM212 260H213V258H212ZM241 260V259H240ZM33 261V260H32ZM31 261V262H32ZM66 261V260H65ZM117 261H118V258H117ZM169 261H171V260H169ZM173 261V260H172ZM190 262H191V260H189ZM200 261V260H199ZM0 262H2V261H0ZM19 262H21V261H19ZM123 262H125V261H123ZM128 262V261H127ZM185 262H187V261H185ZM184 262V263H185ZM189 262V263H190ZM194 262V261H193ZM206 262V263H207ZM212 262V261H211ZM217 262V261H216ZM17 263V262H16ZM22 263V262H21ZM26 263V262H25ZM41 263H43V261L41 262ZM115 263V262H114ZM113 263V264H114ZM129 263V262H128ZM171 262H169V264H170ZM180 263V262H179ZM183 263V264H184ZM219 263V262H218ZM15 264V263H14ZM31 264H34V263H31ZM74 264V263H73ZM124 264V263H123ZM180 264H182V263H180ZM188 264V263H187ZM194 264H199V263H195L194 262ZM201 264V263H200ZM217 264V263H216ZM220 264V263H219ZM221 264H223V263H221Z\"/></svg>",
    "mask_w": 264,
    "mask_h": 264
},
{
    "label": "water",
    "instance_id": "obj_3",
    "mask_svg": "<svg viewBox=\"0 0 264 264\" xmlns=\"http://www.w3.org/2000/svg\"><path fill=\"white\" fill-rule=\"evenodd\" d=\"M71 1H73L74 3H76V4H80V3H82V2H84L83 0H71ZM20 11L18 10V13H19ZM84 48H87V43L86 42H83V47L80 49V51H84ZM3 150V149H2ZM208 156V155H206V154H202L201 156ZM190 157H192V156H188V158L190 159ZM213 160V159H212ZM206 161V162H205ZM204 161V163H210V165L212 164V163H215V162H208L207 160H205ZM182 166V165H181ZM180 167V166H179ZM192 165L190 164V165H187L186 167H185V169H186V171H187V175H188V177H187V180L188 181H186L185 179L183 180V179H181L180 180V178L181 177H183V175L182 174H180L181 173V171H178V172H175V171H172L173 172V174H178L179 176H180V178H179V176H178V179H179V183H184V182H186V183H188V184H190V189H191V191L193 192V193H197V195L199 194V193H201V191H202V188H201V186H200V183L204 180V178L205 177H194V179H192L191 178V176H192V174H193V169H192ZM259 173V172H258ZM252 174H255V173H248L247 175L249 176V175H252ZM245 178V177H244ZM196 182V183H195ZM247 184V186L250 184V182H247L246 183ZM1 187H3V186H1L0 185V188ZM0 193H3V192H0ZM253 195V193H251V195H250V197ZM143 204V203H142ZM134 206H136V205H134ZM131 207H133V206H128L127 208H131ZM113 208H118L117 206L116 207H113ZM146 209H148V211L151 213L150 215H149V217H151V215L155 212V213H157L159 210H155V211H153V210H151L152 209V207H151V205H147L146 207H145ZM2 212V210H0V213ZM160 218H162V216H159ZM225 220H227V219H225ZM43 232L42 231H38V234H42ZM11 236H12V238H14L17 242H21L22 240L19 238V236L18 235H16V233H12L11 234ZM7 238V242L5 243V242H2V244L0 245V259H3V258H1V257H6L5 259H7V260H9L10 261V259L12 260V261H14L15 263L19 260V256H23V252H21V251H18L17 249L18 248H20V247H12V246H9L7 243H8V241H9V238H10V236H8V237H6ZM23 250H25L24 248H22ZM4 254L5 255H7V256H4ZM10 258V259H9ZM110 260V259H109Z\"/></svg>",
    "mask_w": 264,
    "mask_h": 264
}]
</instances>
